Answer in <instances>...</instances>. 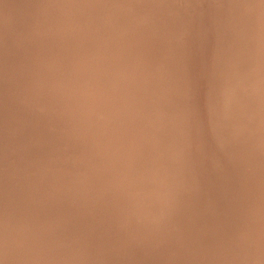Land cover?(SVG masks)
<instances>
[{"label": "bare ground", "instance_id": "bare-ground-1", "mask_svg": "<svg viewBox=\"0 0 264 264\" xmlns=\"http://www.w3.org/2000/svg\"><path fill=\"white\" fill-rule=\"evenodd\" d=\"M3 1L5 2V0H3ZM11 1L12 2L16 1V2L11 3ZM11 1H10V3L8 2V4H6L7 2L4 3L1 1L2 4H4V5L6 4L5 7H4V5L0 7L1 10H2V7H4V10H3L4 16L8 12L7 11L5 13L6 10H11L8 13H10L11 15H12V13H15V15H16V11L18 10V8L20 10L17 11V13H20L19 14L20 16L18 14L16 16H19L20 18H22L23 15L26 16V14H24V13H27L25 11L27 8L29 9L28 6H29L30 2H31V6H32L31 8H33V10L35 9L33 7L34 5H32V2L34 0H31L29 2L25 1L28 3L27 4L28 6H26V9H24L25 4H26V3H24V1L22 2V3H24V6H23V4L20 2L21 0H18V2H20L21 8L19 7V3L17 2V0H11ZM39 1L40 0H38V1L35 0L36 3L34 2L33 4H35V6H36L38 4L37 2H39ZM60 1H62V0H60ZM60 1L58 0V3ZM73 1L78 2L80 0H73ZM82 1L85 2V0H82ZM88 1L91 2L90 0H88ZM95 1H97V0H95ZM99 1H102V0H99ZM105 1L106 0H103L102 3H104ZM113 1L115 2V0H113ZM118 1H120V0H116V3ZM135 1L136 0H134V2ZM145 1L148 2V0H145ZM152 1H153V4L152 3L150 4V2H152ZM152 1L149 0L148 4H146V6H147L146 9H148L150 7V5L157 6L156 5L157 3H154L155 0H152ZM159 1L160 0H157L155 2H159ZM163 1H162V3H163ZM165 1H166V3L168 2V5L170 6V8H168L170 10V13L174 10V8L176 9L178 7V5L177 6L174 5V4H176V1L174 2V0L173 1L170 0L171 1L170 4H169V2H170L169 0H165ZM181 1H184V0H181ZM181 1L179 2V4L181 3ZM192 1H194V0H192ZM192 1H189V0L187 2L184 1L183 4L184 3L193 4ZM211 1H213V4L218 3V0H211ZM49 2H52V1L49 0ZM67 2H66V0H63L61 6L64 8V6H66L65 3L67 4ZM86 2H87V0H86ZM86 2H85V4H86ZM106 2H108V0ZM106 2L104 4L105 6H106ZM121 2L124 3L125 0H121ZM141 2L143 4L144 0L140 1V3ZM147 2H145V3H147ZM231 2H232V4H231ZM47 3H48V1H47ZM47 3H44V0H43L42 3L38 4V6H40V4H43V6H45V5L48 6V4H49V7H50L52 5H56L55 3H57V0H55V2H52L51 5H50V3H48V4ZM63 3H64V5H63ZM68 3L70 4V2H68ZM78 3L76 4V2H74V3L72 2V4H74L75 6L76 5L78 6ZM80 3H81V1H80ZM100 3L98 6L102 5ZM116 3H114L112 5H115ZM130 3L131 2L126 3L127 4L126 6H125V4H124V6H123V4H121L123 6L121 8L127 7L128 10H130V8L128 6V4H129L131 7ZM162 3H160V4H162ZM172 3H174V4H172ZM197 3H203V1L198 2V0H197V1H195L194 4L199 5ZM220 3L221 4L223 3L224 5H222V6L220 5L221 8H219V10H218L219 12H217V9L215 7L214 9L206 11L207 13H206V15H204L203 19H202V17H200V15L193 17L192 18L193 21L194 20L196 21V19H197L199 22L193 23L191 28L187 29V30L182 29V24L180 23V21L179 22L176 21L175 17H174L175 21L173 19H169L170 16L173 17L176 15H174L175 10H174V12H172V14L173 13L174 14L170 15L169 10H168V12H166L167 10L165 11L164 9H162L163 7H165L166 4H162L163 7L161 5L160 10H158L159 7H158V9H156L157 7L155 8V6H154L153 11L156 9L157 11L156 10L154 11V13H156V14H154L153 11H151V13H153L154 15H150V11H146V9H145V7H146V6H144L145 4L143 5L144 7L140 4L141 5V7H140V5H137V2H136L135 5H137V7L138 6L140 7V9L138 7L139 10L136 11L134 9L135 5H133L134 3H132L133 8L131 7L132 8L131 11L134 9L136 11L135 15H137L139 17L138 14L141 13L140 14V16H141L142 13H144V11H142V10L145 9L146 14L144 13L145 14L144 17H146V15H148V13H149L150 17L148 15L146 17L147 19H144V20L145 21L148 19H151V20L150 21L148 20L149 24L147 21V24H148V27H147L145 24L146 22H142L143 21L141 19L142 16H141V18L137 17L138 20L139 19L142 20V21L139 20L140 22H142V23H140L142 25L139 26V24H138V26L141 28V26H144V24H145L144 27L145 28L147 27V28L146 29H140L139 27L136 28L135 27V26H137L136 23H133L135 25L133 28V29H135L134 33H136V34H130L133 29H131V31H129L130 32L129 33L128 30H126V31L124 30L127 28H123L122 36L129 34L130 36H132V38L128 35V37H130L129 41L127 40L128 42L125 41L128 38H126L124 40L125 42L120 39L122 42H124V44L122 43V45L120 43L121 42L120 40L115 39L116 40L115 42L118 41L117 43H115V42H113L112 39L118 38V37H116V34H118V32L120 30L118 31L117 29L121 28V26L124 27L122 25V23L124 25H126L125 27L129 26V23H128V25H127V23H124L125 22L124 19H126V22H127V17H128L129 13H127L126 18H125V14H124V17H121V16H123L122 14H120V15L118 14L119 17L122 18V20L124 21L123 22L121 20V22H122L121 26L117 25L118 23L120 24V22H118V20L120 21V18L119 19L117 18L118 20L116 21L117 22L116 25L118 28H115V26L113 27L111 25L114 29H116L118 31V32H116V34L114 33L115 30L112 31L115 34V36L113 38L110 37L112 41L109 38H107V34L110 33L108 29L111 27L109 25L110 23L107 22L109 25V26L108 25L107 26L109 28L107 29V26L106 27L104 26L106 29H103L104 28L103 27L102 28L103 31H101L100 33L101 34H102V32H105V33L102 34L101 39H99V38L96 39V41L98 39L102 41V39H103V41H104L103 43L105 44V41H106L107 45L106 44L103 45L102 42L99 44H95L94 43L95 38L93 39V37H92V39H90L89 36H90V33H91V35H93V34L95 35L96 33H92L93 31L89 30L90 29L89 27L91 24L90 25L88 24L89 27H87L88 26V25L86 26L87 23L83 20V19H85V17L86 18L88 17L89 13L91 15L92 10L94 12L95 8L93 9L91 7L93 3L92 4L90 3L91 4L90 5L87 2V4L90 5V8L92 10L89 9L91 11L89 13L87 12L88 14L86 13L83 16L84 18L83 19L81 18L82 20L79 19V16L83 15L84 11L82 12L83 13L82 14L80 12L81 11L80 10L79 11L80 14L79 13L77 14L79 16L77 17L75 15L76 16L75 17L73 15V14H76V10H75V13H73L75 6H71L72 5L71 4L70 5L71 7L70 6L69 7L71 9L73 8V10H71L70 8H69V10H70V12H72V11L73 12H72V16H71L70 15L71 13L68 10V12L70 13L69 14L70 17L77 18V20L79 19L80 21H83V23L85 22L86 24L85 23H84L85 25L83 24L84 26H83V28L81 27L82 28L81 31H85L88 29L90 33L88 34L89 36H86L85 38L88 37L90 39V42H92V40H94L92 43H90L91 44L90 50L86 49V48H89V44L86 45L85 41H84L87 39L84 38V40L83 39L81 40V38H79V36H78L79 34L77 35V32H75L80 28V26H78V25H80L81 23L78 25H75V26H73L71 24L72 21H74V23H75L76 19L75 20L72 19L71 22L69 21V23L67 22L69 25L67 23L66 24L69 27H70V25H72L71 26L72 29L76 28L77 26L79 27V28H77V30L75 29V31L69 30L71 32L70 35H71V37H73L75 34L78 37V39L76 38L77 42L79 43V39H80V43H81V41H83L84 45L87 46L86 48H84L85 46L82 47L83 43L78 44V46L75 45V47H74V45L72 46V44H74V42L73 43L71 42V40L69 39L70 37L67 33H66L67 38H65L64 34H65L66 30L70 29V28H67L65 30V32L63 34L64 37L61 35L62 31L61 32L55 31V30H58L57 29L58 26L56 27V29L54 28L56 26V24L58 25V23H63V22H60L63 18L62 15L67 16V13H66L67 9L66 8H68V6H66V8H64L66 10V12L64 10V12L66 14L64 13L61 15V18H60L61 20L57 19L58 23H57V20L54 19L55 15H52L51 10L55 9V7H57L58 5L60 6V3L57 6L51 7V10L49 11L51 13L50 15L53 16V19H51L53 21H51V22L54 23V20H55V25L51 24L52 26L51 25L49 26V27L54 26L53 27L54 30L53 29L49 30V28L47 26H45L48 28V31L46 30V32L49 33V31H53V32L49 33V35L47 36V39H50L52 36L55 37V35H57L59 37L56 36V38H52L53 40L57 39V41L59 40V42H60L64 39L62 41L63 44H62V42L60 44H62L63 48L67 51L66 52L63 51V53H67V52H69V53L66 55L67 57H64V58H67L66 61L63 60L64 62H62V60H61V61L57 62L54 67L49 66L50 68L48 70L46 69L45 72H46V75H48V76H46L47 82L50 84V86L44 87L47 82L45 83V79H43V78H42L43 79L42 81H39V82L45 83V84L40 83V84H44L42 86L43 89H46L47 87L48 88H47L45 94H44V90H42V92H43L42 94H44V95L39 100H37V104H39V103L44 104V107L42 106V108H44V109H46L45 107L48 104L49 109L54 110V111L58 110V115L56 113L57 117L54 118L55 115L53 116L52 114L51 115L48 114L49 115L48 116L46 114L47 117H45L43 115V117H45V118L41 120V119H36L35 117L38 118V116H40V115L35 114V117L31 118L32 116H34V115H32V116L30 115V114H34L32 112L33 110H30V109H32L31 107H33V106H31V107L29 106L28 102H30L32 104V101H30V97L27 95L29 97V100H27L28 104L27 103L26 104L29 107H26V104H24L25 105L24 109L30 108L29 112H26L28 119H26V117H25L26 115L25 116L23 115L25 113V112L23 113V111H25V110L21 111V109H23V108H21L20 110H19V108H17L18 111H17V109H15V110L17 111V114L19 111H21L23 114L21 115L19 113L20 118H21V116H24L25 120H26V121L22 120V119H24V117L21 120H17L20 122V123L17 122L18 124H20V125H18V124L17 125L19 127L22 125L23 128L24 127L26 128V126H28V124L30 126H28V128H26L27 131L25 130V128L23 129L21 127H20L21 129L20 128L16 129L17 131L15 133H13L16 135V137L14 138V135L12 137V135H10V133L12 131H15V130H11V127H12V124L16 123V121H15V123H13L14 120H13V122L11 121V118H10L11 113H10V115L8 116V120L5 121V122L11 121V123H12L10 125V129H9V126H7V125H6L7 127L5 128V129H7V128L9 129V131H8L9 134L7 133V131L5 129H3V130L6 131L8 136L10 135L12 137L10 140H12V141H13V139L17 140L15 142V144L17 145V151L12 152L15 155L18 153L17 156L19 157V160H18V158H16L17 161L15 159V163H13L14 162L13 158L16 156L14 155L12 159L10 158V157H12L11 155H13L12 153H11V155L9 154L10 157L8 156V151L10 150L9 153L11 152V148L14 147L12 145H14V144L11 141L10 147L11 146L12 147L9 148L8 151H5L4 149L6 147H9L8 146V144H9L8 139L9 138H8V136L5 137L3 135L5 133V131L2 133L0 132V136H1V134L4 136L3 138L2 137L0 138V139H2L0 145H5V146L7 145L6 147L2 148V146H1L0 148H2L1 150H3V152L4 151H5V153L7 152V154H6L7 157L5 154H4V156L6 158L9 157L7 160L4 159V161L7 162L9 159L13 160V161H11L12 163L10 161H8V162H10L9 165H7L8 163L6 164L8 167L10 166L8 172H5L6 175L4 174V172H2V170L0 171L3 173V175H4L3 177L6 178L8 184L2 183L3 181L4 182L6 181L5 179H3L2 182H1L2 179H0V184L2 183L3 187L5 188V186H6L5 184H7L9 186V184L14 182L15 184L14 183L13 184L16 185V191L14 189V192L16 193L19 190L18 191L19 194L17 193L15 196H13L15 194L14 192H13L14 194H12L13 189L9 190V188H13V187L8 188V186H7L5 190L7 191V188H8L9 193L11 191V193L9 195H11V194L12 195L9 196L8 198L5 196L6 201L2 198V202H4V203L12 202V203H10V205L12 206L11 209H13L15 207V212H16V208H17V210L19 209V211H22L20 214L23 215L24 217H25V214L23 212H25V211L27 213L30 212L31 214H33V212H34L33 217L35 215V217L37 219V220H35L33 217L31 218V215L29 213L27 214L25 212L27 215H30V216H28V219L30 218L33 221L31 223H29L30 220L27 221V219H26L27 217L23 221H26L29 224L26 225V223H24L22 221L23 225H19V226H21V229L23 226L22 233L19 232L21 235L22 234L24 235L27 232H32L30 234H34L35 230H37L39 233L41 231L40 228L44 231L48 228L46 230V231H48L50 229V226H51L50 230H52L54 232L57 231L58 237H57L56 233L54 234V236L56 235V240H57V239H59V235L61 233L64 235L67 234V230L69 229L68 226L71 227V226H75L78 224H80V226H82L81 225L82 221H80V220H83V219L81 217H83V215H86V211H83V210L88 208V206H90L92 201L97 202L98 200H100V201H102V205H100V204H92L91 205L92 208H94V210L92 211L93 213H90V214H94V216L92 217V215H90V217H88L89 221H90V218L92 217V220L90 221V223L87 220V222L90 224V225L89 224L88 225L91 228V229L89 228L91 231L90 230H87V231L93 232V230H97L99 228V221H101L102 218H105V217H102V218L100 217L101 215L104 216L103 214H101L99 216V218H96V216H98V214H100L99 211L100 212L104 211L105 209H103V208L107 209L108 208L107 206H109V204H111V202H114L116 198H117V200L123 199V196H124L123 194H125V195L129 194L127 196H131V194H132L133 197H137L135 195H140L143 192H148L147 193L148 196L149 195L151 196L155 192L149 191L147 189L151 188L150 190H152V187L156 184V183L153 184L155 182L153 180L156 179L158 181V183H161L160 180H163V178H164L163 174L169 170V168L171 167V165L175 161L176 162L173 165L174 167H172V169L171 168L170 169L171 170L175 169V171H176L175 167H178V165H176V163L180 164L179 163L180 160L181 161L182 160L183 161L188 160L191 162L196 160L194 163L200 162L201 163L199 165L200 169L203 168L202 172L200 173L201 179L199 181V187L202 190V186H203V189H208V187L211 186L210 191L213 190L212 193H210V196H212V198L210 197L211 201H212V199L214 200V198L221 200L218 197L225 196L226 192H223L224 190H227L229 193V194L226 193L227 194L226 200H228V201H226V203L222 209L221 215H223V210L226 207H228L229 205H233V204L237 203L239 200H241V198L243 196L253 195L254 196L253 199H257L258 200L257 204H259V206L262 207L261 212L263 213V217L261 219L262 220L261 225L258 228H255L253 230H249V227H248L250 225V223H249V225L245 226V227H248L249 231L248 230L246 231L244 229H243L244 231H242V229H241L242 232H240V234H236V235L232 236L231 238H229L228 240L222 242V241H220L221 239L217 238L214 235V232H213L214 225H212L210 228L208 226V229H210L209 233L207 232V234H203V233H201L202 232V225H199L198 223L195 222V220H197L198 218L200 220L201 217L197 216L196 217L197 219H196L195 216H192L195 218V220H193V219L192 220L196 224L194 223L192 225V223H190V220H191V218H190L188 224L183 225L185 223L184 222L181 225H179L180 223L177 225L180 227H177V230H179V231L176 233V236L178 238L176 243L177 242H178V244L181 243L182 248L181 249H178V248L173 249L172 258L168 260L169 262L162 261V257H161V259H159L160 263L161 264H264V202H263L264 197H263V195L262 196L259 195L262 191H264V177L261 178L262 173H264V150L263 151L261 150L258 152V149H257V147L260 144H264V0H221ZM12 4H14L16 6L18 5V8H16V6H15V8H16L15 9ZM69 4H67V5H69ZM85 4H83L82 6L84 7ZM171 4H172V6H171ZM177 4H178V2H177ZM7 5H8V7H7ZM88 5H86V6H88ZM116 5H117V7H114V8H118V10H120L119 9L120 7L118 6V4H116ZM180 5L182 6V4H180ZM196 5H194V6L196 7ZM10 6H11V9H10ZM43 6H40V7L42 8ZM79 6H80V4H79ZM79 6H78V8H79ZM82 6H80V7H82ZM190 6H192V5H190ZM62 7H60V8H62ZM102 7H104V6H102ZM106 7H109V6L107 5ZM193 7H192V9H193ZM13 8L16 11L13 10V12H12ZM31 8L29 10L33 11ZM41 8H40V10H38L39 9V7H38L35 11L37 12V10H38L39 12H43L44 8H47V9H45V11L50 9L48 7H44L43 9H41ZM78 8H77V10H78ZM87 8H89V7H87ZM114 8H113V10H115ZM171 8L173 10H171ZM22 9L25 11L22 12L21 11ZM57 9H59V8L57 7L55 10H57ZM79 9H82V8H79ZM103 9H105L107 11V9L105 7ZM180 9H185V8H183V6H182V8L179 6V10H178L179 12H180ZM29 10H28V13L31 12ZM55 10H52V12L56 13V12H54ZM96 10H97V7H96ZM105 10L101 11V12L99 11V12L103 13V12H105ZM110 10H112V9H110ZM35 11L33 13H36ZM60 11H62V10L60 9ZM60 11H58V12H60ZM125 11H126V9H124V12L119 11L117 13H125ZM158 11L159 12L165 11L164 14L169 13L168 15H170V16L163 14L162 17L160 16L161 17V20H160L159 19L160 17L158 18L157 16H159V14L161 12L159 13ZM1 12H0V17L3 16V12H2V15H1ZM58 12L56 14H58ZM108 12H110V11L108 10ZM115 12H116V10H115ZM186 12H191V9L186 11ZM197 12H198V10H197ZM8 13H7L6 17L3 16L4 20L7 17L8 18L11 17V15ZM38 13H36V16ZM60 13H59V15H60ZM94 13H92V14L94 15ZM117 13H116V17H118ZM130 13H132V14H129V15H133V17L131 16L132 19L129 16L130 17L129 19L131 20V23H132V20L134 21V19H133L134 14H133V12H130ZM176 13H177V9H176ZM43 14H45V13H43ZM43 14L41 13L40 15L44 16ZM103 14H101V15L99 14V16H103ZM106 14H110V13H106ZM30 15L32 17H34L33 16L34 14L32 15V12L30 13ZM40 15L38 14V16H40ZM48 15L49 14L47 11V14H45L44 17H46ZM69 15L67 16L68 18L64 17L63 21L66 22L65 18H67V21H68L70 18ZM110 15H109V17H110ZM28 16H29V14H27V16H26L27 18L26 17L25 18L30 19L31 16L30 17H28ZM96 16H98V15H96ZM151 16H156V17L151 18ZM164 16H166V19ZM167 16H168V18H167ZM13 17H14V14H13ZM24 17H23V19H24ZM35 17L33 18V20L30 19V22L29 21L26 22L25 19H24V21L19 19V20H21V22H24L25 26L23 25V23L21 24V22L16 18L15 19L19 21V22L16 21V24H14L16 27L12 25V23H13L12 21L14 18H11L12 19V21H10L11 23L9 21H7V22H8V24L10 23L13 27H15V29H17V30L20 29L22 34H26L23 32L25 30L27 32L28 30L33 29L34 24H36V25L38 24L39 26H41L39 23H36L37 20L39 21V17L38 18L36 17L37 20L35 19ZM98 17L94 18L92 16V18L88 17V19L91 18L93 21V18L95 20H97ZM103 17H106V16H103ZM103 17H101V18L104 20ZM114 17H115V15H114ZM8 18H7V20H8ZM47 18L48 17H46V19ZM50 18H48V19L50 20ZM57 18H58V16H57ZM101 18H99V19L102 20ZM137 18L135 17L136 20H137ZM156 18H158L159 20ZM176 18H177V16H176ZM3 19L1 20V23H2ZM42 19H40V23L43 22L42 23L43 26H41V27H44V22L46 24L47 20L44 18L46 21L45 20L42 21ZM88 19H86V21ZM107 19H108V17H107ZM129 19H128V21H129ZM153 19H156L157 21L153 20ZM77 20H76V23L77 22L79 23L80 21H77ZM103 20H102V22H103ZM106 20H104V21H106ZM31 21H32V25L30 26V24H28V22L31 23ZM33 21H34V23H33ZM88 21H91V20H88ZM99 21H97V22H99ZM107 21H109V22L112 21V18L110 20L108 19ZM51 22H48V23H51ZM114 22L115 21H113L111 23H114ZM3 23L5 24L6 22L4 21ZM17 23H18V26L23 25L24 27H26V28H24L22 26L23 30L24 29L25 30L23 31L21 29L22 27H18ZM25 23H27V25H29L28 26V27H30L29 29ZM48 23L46 25H49ZM92 23L94 24V22H92ZM131 23H130V28L133 27L132 26L133 24H131ZM137 23H139V22H137ZM4 24H1V25L3 26ZM8 24H6L7 26L4 25V27H6V30L4 27L1 26V28H4V30L0 28L1 29L0 31L3 30L4 32H6L8 29V33H9L8 35H9V37L11 36L12 38L16 34H17V36L21 35L20 31L18 34L17 30H13L14 29L13 27H12V30L14 31V35L12 36V34H13L12 30H11V35H10L9 29H11L10 28L11 25L9 24L10 25V27H9ZM66 24H65V27L67 26ZM100 24H101V26H103L102 23H100ZM100 24H98V27L100 26ZM103 24H106V23H103ZM32 26H33V28H31ZM85 26L87 27V29L85 28V30H83ZM7 27H9V28H7ZM61 27L63 28V25L62 26L60 25L59 28L62 29ZM37 28L39 29V31L41 30L40 27L37 26L36 29ZM92 28H94V26ZM99 28H101V27H99ZM113 28H110V29H113ZM60 29H59V31H60ZM95 30H96V27H95ZM31 31H34V30H31ZM39 31H37V33ZM41 31H44L43 28ZM54 31H55V35H53ZM69 31H68V33H69ZM99 31H100V29H99ZM99 31H94V32H99ZM124 31L128 32V33L124 34ZM28 32H30V31H28ZM86 32H88V31H86ZM32 33L33 32L29 33L28 35H30V37H31ZM34 33H33V36L37 34V33H35V34ZM40 33H42V32H40ZM51 33H52V36L50 35ZM78 33H80V35L82 36V34H81L82 32L79 31ZM113 33H111L110 35L111 36L114 35ZM99 34L95 37H98ZM4 35L6 37L3 35H2V37H4L6 40L4 39L5 41H2V43L3 44L7 43L9 40V42H8L9 45L13 46V44H14L15 45L14 47H16L15 43H17V42H15L13 44H12V42L18 41L17 39H19L18 38L19 36L16 37V39L14 41H13V39H14L13 38L12 42L10 43L11 37L8 38L7 33L6 34L4 33ZM42 35L41 34L39 35L40 38H39V36L36 37V40L33 39L34 37H32L34 42H32L31 38L27 37V35L26 36L21 35L22 38L21 37L20 38L22 40H24L26 38V40H24V41H28L27 38H29V42H27V43L32 42L35 45L38 42L37 40H39V41L43 40L42 42L38 43L37 46H39L43 42H45V39H46L45 37H43L44 39L41 38ZM46 35L47 34H45V36ZM60 35L63 38L62 40L60 38ZM119 35H121V33L118 34V36ZM49 36H51V37H49ZM76 36H74V37H76ZM122 36H121V38H122ZM2 37L0 36V40L3 39ZM21 39H19V40H21ZM47 39H46V41H47ZM65 39H67V42L65 41ZM76 39H74V41H76ZM123 39H124V37H123ZM99 40L97 42H100ZM109 40L111 41V43ZM24 41H23L24 44L22 43V41L21 42L18 41V42H20L19 45H21V43L24 45V47H25V45H29V44H25L26 42H24ZM64 41H65V43H68V41H69L72 44L69 43L66 46ZM49 42H52V45H55V47H57L58 50L61 49V45L57 44L58 42L57 43L53 42V41H51V39ZM77 42H75V43L77 44ZM112 42H113V44H118V46H119L118 47L116 45L118 48L115 47L116 53H113V51L115 49H112L113 47H111V46H115V45H113ZM8 43H7V45H8ZM45 43H43L42 45H44ZM53 43H55V44H53ZM88 43H89V41H88ZM93 43H94V45H93ZM109 43L112 45L110 46ZM47 44H48V46H47ZM56 44L58 46H60L59 47L60 49L58 48V46ZM23 45H21V46H23ZM49 45H51V43H48V41H47L46 45L44 46L45 47L44 51L47 49V47L51 48V46H49ZM68 45H71L74 48L70 49V48H68ZM29 46H31V43ZM29 46H28V50H27L28 52H30L32 50L31 47L29 50ZM37 46H35L33 49V51H35V53H33L34 57H31V58L29 57V59H31V61L33 60V58H35V59H37V58L39 59V57L41 58L42 57L41 55H43V57H45L48 54L50 55L51 51L48 52V50L45 51L46 53L43 51V54H40L42 51L39 53L38 50L40 51L41 49H39V48H41V47L37 48ZM71 46H69V47H71ZM2 47L4 48V45ZM5 47H6V49L10 48L9 46L7 47L6 45H5ZM14 47H12V48H14ZM18 47L19 46H17V48ZM17 48H16L17 53L18 52L20 53L23 50L27 49L25 47L22 51H20L21 49L20 48L17 49ZM35 48L38 49L37 50L38 53L36 52ZM42 48H43V46H42ZM52 48H53V46H52ZM108 48L112 49L113 51L112 50L110 51V49H108ZM54 49H55V51H53V50L52 51L57 53L54 55H58L59 51H56L57 50L56 48H54ZM68 49H70V50H68ZM2 50L3 49H0V51H2ZM7 50H3L2 53H5V51H6V53L4 55L7 54L6 56H7V58H9L13 49L10 51L8 50L10 54H8ZM16 50L14 51V53L16 52ZM108 50H109V52H108ZM28 52H27L28 55L30 53L32 54V52H30V53H28ZM53 52H52V54H53ZM60 52H62V51H60ZM2 53H0V55ZM14 53H12V54H14ZM17 53H15V54H17ZM22 53L25 54V51H23ZM44 53H45V55H44ZM31 54H30V56H31ZM36 54H37V57H35ZM38 54H40L39 57H38ZM60 54H61V56H60ZM60 54H59L60 58L63 57L62 56L63 54L62 53H60ZM18 55L19 54H17V56ZM2 57H3V55H1V58H0L1 63H2L4 58L6 59V61L2 63L3 64V71H4V69L7 68V67L6 68L4 67V63H6V62L12 63V61H10L11 58H13L15 60L16 56L14 57L12 55V57L9 58L10 60L7 59L6 57H3V58ZM55 57H52V58L55 59ZM21 58H22V56H21ZM21 58H19V59H21ZM45 58H41V60L40 59L39 60L42 61V59H45ZM57 58H58V56H57ZM19 59H16V62H18ZM24 59L25 60L27 59L29 61L28 57H26V56L23 57V59L21 61L23 62ZM38 59L36 61H38ZM8 60H9V62H8ZM45 60L48 62L47 59H45ZM26 61H24L23 63H26ZM31 61H29V62L31 63ZM36 61H32L31 64L34 65L33 62L36 63ZM47 62H46V64H47ZM52 62L54 63V61H52ZM52 62L50 64H53ZM13 63H12V65H13ZM21 63L18 65L19 67L22 65ZM41 63L42 62H40V64ZM14 65H16V63H14ZM37 65H39V63L36 64V66ZM41 65L43 66V64H41ZM8 66H10V68H11V64L10 65L8 64ZM23 66L20 68H22L24 70L25 68H23ZM27 66H28V64H27ZM36 66L34 65V68H36ZM46 66L44 64V68ZM198 66H202V67L199 68ZM0 67H2V66L0 65ZM32 67L30 69H31V72L33 73L35 69L33 68V70H32ZM39 67H41V66H39ZM10 68H8V70L11 72V69H13V67L11 69ZM27 68L28 67H26V69ZM37 68H38V66H37ZM37 68H36V70H37ZM61 68L65 69L64 70L65 74H63V69H61ZM59 69H61L60 71H62L63 76H61L62 75L61 74L55 78V76H57V75H54V74H56L59 71ZM19 70L21 72V69H19ZM19 70H18V72H19ZM39 70H41V68ZM12 71H16V69H13ZM26 71H24V75L26 73L27 74L30 73L29 70H28V72H26ZM60 71L58 73H60ZM18 72H17V74H18ZM0 73H1V71H0ZM6 73H8V71ZM21 73L23 75V72H21ZM3 74H5V73H1L0 75H3ZM12 74L13 73L11 72V75ZM214 74H215L216 78H212V77H214ZM7 75L8 74H6V76H5L6 79L11 76L10 75L7 77ZM19 75L20 74H18V76ZM22 75H21V77H22ZM28 75L30 76V74H28ZM32 75L30 76L31 79L33 77ZM36 75L38 77L39 73ZM18 76H17V78H18ZM5 77H3V79ZM25 77H24V79H25ZM28 77H26V80L28 79ZM34 77H35V75H34ZM40 77H42V75ZM17 78L14 80L16 81ZM6 79H5V81H3V83L1 85H5L4 83H6V81H7ZM36 79L34 78V80H36ZM204 79H206L207 81H204ZM215 79H219L220 81H218V83H217L218 84V86L216 88L217 92L214 93V99L212 101V105H214V108H212L210 106L209 107L208 106H200V105L198 106L196 104L198 102V100H196L195 98L198 95H200L201 93L198 94L197 92H199V90H197V89L200 88V90L202 92V90H203L202 87H203L204 83L203 84H201V83L203 81L209 82L210 84H208V85H210L211 89H210V91L208 89V91L211 92V90L214 89V87L212 86L213 85L212 81ZM8 81H10V80H8ZM32 81H33V79L31 81H30V79L28 80V82H32ZM12 82H14L13 79L11 82H8V83L11 84ZM16 82L17 83H15L13 85L14 87L12 86L15 89L18 87V86L15 87V85L20 84L19 81H16ZM22 82H23V80H22ZM25 82H23V83H25ZM36 82L39 84V82L37 80H36ZM36 82L33 83L34 90H35V87L37 85ZM196 82H201L200 85H202V87L201 86L198 87L197 85L199 83H196ZM216 82L217 81L215 80L214 84H216ZM8 83H6V84L9 85ZM29 84L32 85V83H27V86H29ZM34 84H36L35 87H34ZM7 85H5V86H7ZM21 85H23V84L21 83ZM21 85H19V86H21ZM208 85H206V83H205L204 87L205 86L207 87ZM5 86H4V88H5ZM38 86H40V85H38ZM253 87L261 88V91H260L259 97H258L259 98L258 103H254L250 98L246 97L245 95H247V94H245V95L240 94L239 95V92L241 93V89H243V88L247 89L246 91L248 93L249 90ZM22 88H23V86H21V88H18V90H22ZM208 88H209V86H208ZM1 89H3V88H1ZM26 89L27 88H24L25 93L29 91V93L31 94L30 91L32 88L29 90L27 89L28 91ZM40 89H42V88H40ZM24 90H22V91H24ZM37 90H38L37 93H40L39 88H37L36 91ZM205 90H207V89H205ZM205 90H203L202 93H204V92L207 93V91H205ZM8 91H6L7 96H8V93H7ZM9 93H10V91H9ZM18 93L20 95L19 91H18ZM18 93H16V94H18ZM11 94L15 95L13 92ZM32 95H34V94L32 93ZM32 95H30V96L32 97ZM38 96L40 97V94ZM201 96H202V94H201ZM16 97H18V96H16ZM34 97H35V95L32 98L34 99ZM12 98H10V99H12ZM36 98L38 99V97H36ZM36 98H35V101H36ZM8 99H9V97H8ZM13 99L15 100L16 98H13ZM26 99L24 98V100L23 99L22 100L25 101ZM4 100H6V99H4ZM191 100H194V101L196 100V103L192 102L193 103L192 106L195 107L197 105L196 106L197 108H193V107L191 108V106H190L192 104ZM220 100L225 101L224 104L227 105V107L225 109L222 107L221 103H219ZM35 101L33 100V102H35ZM4 102H6V101H4ZM16 102H18V100ZM16 102L14 103V101H13L14 104L12 102L11 103L14 106V105H17ZM6 103H8V102H6ZM21 103L19 105H22ZM194 104H196V105H194ZM199 104H201V103H199ZM0 105H1V103H0ZM33 105H35V104H33ZM9 107H12V106L9 105ZM17 107H20V106L17 105ZM36 107H35V109H36ZM39 107L41 108V105H39ZM190 108L192 110L195 109L194 112H191L192 110ZM7 109H6V111H7ZM46 110L49 111L48 109H46ZM1 111H3V110H1ZM36 111H38V110H36ZM42 111H45V110H42ZM247 111H251V112H247ZM39 112H41L40 110L38 111V114H42V112L41 113H39ZM28 113H29V116H31V117L28 116ZM49 113H51V111ZM94 113H98L99 117H97L96 115L93 116ZM2 114H1V116H2ZM17 114L15 112V115H16L15 117L19 116ZM11 116H13V115H11ZM2 117H3L2 119H4V116H2ZM18 118L19 117H17V119ZM30 118L32 119V121ZM2 119L0 117V120H2ZM206 119H208V123H210L211 125L208 126L206 123L201 121V120H206ZM28 120H29V123L27 122ZM2 122H4V120L1 121L0 124ZM24 122H26L27 125ZM22 123H24V124H22ZM0 126L3 127L2 124ZM1 127H0V129H1ZM212 127H214V128H213V131L211 132ZM12 129H14V126ZM242 132L244 133V135L246 137L245 139H241V140L239 139L238 140L237 138H235L236 137L235 135L238 136ZM4 138L5 139L8 138L7 139L8 141L7 140L4 141V143L6 142L7 144L6 143L3 144ZM233 142L236 143V148H234V149L231 145ZM15 148L16 147H14V150H15ZM1 150H0V155H1ZM6 150H7V148H6ZM12 150H13V148H12ZM237 150H243L245 152L244 155H246L247 157H251L253 155V153L256 152L257 156L255 157L256 154L253 155L252 158L255 157V159L251 160L253 163V166H251L250 168L245 170L244 168H240L242 163L232 161L230 157H232L233 154ZM180 158H182V159H180ZM209 158H211V159L215 158L219 162L220 161L221 162H225V161L228 162L229 161L228 164L226 165V167L223 166L224 172H221V173L213 172V170L210 168V166L208 164ZM29 159L32 160L31 161L32 165L30 163L29 164L27 163V161L30 162ZM178 159H180L179 162H178ZM1 160H3V159H1ZM4 161L3 162L0 161V162H2V166H3ZM157 164H158V167L156 168ZM238 165H240V166H238ZM7 166L5 167V163H4V166H3L4 169L7 168ZM168 166H170V167H168ZM3 167H2V169H3ZM206 168H209L210 170H206ZM177 169H179V167ZM6 171H7V169H6ZM165 174H167V173H165ZM167 176L168 175H166V177ZM1 177H2V175L0 176V178ZM168 178H170V177L168 176ZM168 178H164L165 179L164 184L167 181H169V180H167ZM198 179H199V177H198ZM260 179L262 181H258ZM196 180H197V178L195 179V182H197ZM187 182H188V180H184V184H187ZM2 184H1V187H2ZM160 185H156V186L160 187ZM163 187H165V186H163ZM199 187H197V186L194 187V188H196L195 190H198V191H196V193L199 192ZM4 188H2L3 191H4ZM14 188H15V186H14ZM185 188L186 187H184L183 190ZM179 190H181V189H179ZM173 191H175V190L173 189ZM187 191H188V189H187ZM189 191H191V189ZM177 192H175V193H177ZM164 193L162 194L160 192L159 194H155V195L158 196L161 194L163 196ZM168 193H170L171 196L170 195L169 196L172 197L173 193H171L170 191L169 192L167 191V195H168ZM2 194L8 195L7 192L2 193ZM197 194H199V193H197ZM202 194H203V192H202ZM207 194H209V192L206 193L205 195L207 196ZM217 194H220V195L222 194V195L218 196ZM230 194H232L231 196H235V198H229L228 195H230ZM89 195H91V196H89ZM155 195H153V197ZM167 195H164V197H162V196H158V197H160V198L162 197V200H164V199L167 200V199H169V197ZM187 195H189V193ZM120 196H122V197H120ZM185 196H183V198ZM192 196H194V195H192ZM213 196H217V198L213 197ZM256 196H257V198H255ZM2 197H4V195ZM144 197H145V195H144ZM180 197H182V196H180ZM198 197L200 198V195ZM198 197H197V200H199ZM86 198H88L89 200H87ZM126 198H128V197H126ZM172 198H170V199H172ZM183 198H181V199L183 200ZM189 198H190V196H189ZM90 199H91V201H90ZM94 199H96V200H94ZM154 199H155V197H154ZM224 199H222L219 202H222ZM182 200H181L182 203H180V204L184 203ZM229 200H231V201H229ZM84 201H87V202L85 203ZM174 202H176V201H174ZM174 202H173V204H174ZM186 202L189 203V200H187ZM4 203H2V204H4ZM13 203L17 204L18 206H13L14 205ZM188 203H184V204L188 205ZM197 203H199V201H197ZM213 203L216 204L217 202L215 201V202H212V204ZM83 204H87V206H85V205L83 206ZM162 204L164 206L165 203H162ZM171 204H172V201H171ZM180 204H178V202H177V207H176L177 209L180 206ZM38 205L40 208L39 207L37 208ZM136 205H138V204H136ZM149 205H151V204H148L147 206H149ZM206 205H208V204H206ZM3 206L7 207V205L6 206L3 205ZM163 206L161 208L165 207V206L164 207ZM8 207H9V205H8ZM8 207L6 209H8ZM153 207H154V205H153ZM211 207H208L209 210L211 209ZM22 208H24V209H22ZM166 208H167V206H166ZM176 208L175 209L173 208L174 211L177 210ZM181 208L178 209V211L179 210L181 211ZM202 208H204V206H202ZM0 209L3 210L1 207V203H0ZM6 209H4V210L6 211ZM37 210H39L38 212H40L42 210L41 212L44 211L45 214H47V215H45L43 212L42 213L43 217L39 218V213L37 212L38 215H36V213H35ZM96 210L98 211V214L96 213L97 212ZM148 210L149 209H147V207L140 208L139 211L137 210L136 213L134 214V216L131 217L130 223L126 226V234L121 238V240H122L121 244H120L121 247H120L119 252H118V253H120V255L118 257H116L109 264L123 263L124 257L128 256V248H129L128 244H129L130 239H131V238H129V235L136 233V228H138L142 225V223H143L142 220L144 221L145 214L147 215L146 212ZM159 210H160V207H159ZM161 210H163V209H161ZM209 210H207V211H209ZM119 211H120V209H119ZM198 211H199V209H198ZM198 211L196 210V212H198ZM76 212H78V214L84 212L85 214L82 213L83 215L80 217L81 219L76 220V216H74L77 214ZM106 212H107V210H106ZM157 212H160V211H157ZM229 212H230V210L226 213L227 219L229 218L228 215L231 214V212H230V214H228ZM16 213H18V212H16ZM87 213H88V210H87ZM103 213H105V212H103ZM171 213H174L173 210ZM192 213H194V211H192ZM209 213H210V211H209ZM259 213H260V211H259ZM10 214H11V212H10ZM20 214H19V218H20ZM109 214L112 215L111 211ZM2 215H4V214H2ZM14 215H16L15 217H16V219H18L17 214L14 213ZM163 215H164V213H163ZM192 215H194V214H192ZM232 215H234V217H235V214H232ZM209 216H210V214H209ZM209 216L208 217L206 216L207 218H205L203 215L204 218H202V219L207 220L209 218ZM253 216L254 215L252 213V217ZM257 216H259V214ZM9 217H10V215H9ZM24 217L21 216L22 219ZM74 217H75V219H74ZM238 217H239V215H238ZM1 218L4 221V218L0 217L1 221H2ZM156 218H158V217H156ZM221 218L224 219V217H221ZM243 218H241V219L239 218V220H242ZM16 219L14 218L12 220L17 221ZM63 219H64V221H63ZM85 219H87V217L85 218V216H84V220ZM250 219H249V221H250ZM38 220L40 222L37 225L36 221H38ZM103 220L104 221H101L102 222L101 227H102V224L105 222V219H103ZM114 220H115V218H114ZM6 221H7V219H6ZM19 221H21V219L18 220V222ZM79 221H80V223H79ZM85 221H84V224L86 223ZM243 221L244 220H242L241 222H242V224L245 225L247 223V222L245 223L246 219H245L244 223H243ZM252 221L254 222L255 220L251 219L250 222H252ZM256 221L258 222V220H256ZM18 222H17V227H19ZM34 222L36 225L34 224ZM45 222L47 224L50 223L49 224L50 226L47 227L48 225H46ZM207 222H206V224L208 225ZM217 222H218V220H217ZM253 222L251 224H253ZM2 224H0V225L2 226ZM65 224H67V225H65ZM215 224H216L215 226H217V223H215ZM15 225L13 227H15ZM42 225H46V227H45L46 229L42 228V227H44ZM120 225H123V224H120ZM196 225L197 226L199 225V228L196 227ZM4 226H6L5 223L2 227H4ZM64 226L65 227L67 226V230L63 229V228H65ZM103 226L104 227L101 229L105 228V225H103ZM204 226H206V225L204 224ZM254 227L255 226H253L252 228H254ZM79 228H81V227H79ZM204 228L205 229H203V232H204V230L206 232L207 227H204ZM250 228H251V226H250ZM7 229H8V226L6 228V231H7ZM21 229H19V230H21ZM57 229L58 230L61 229V231H58ZM50 230L47 232V234L51 232ZM120 230H122V229H120ZM6 231H5V233H6ZM99 231L100 230L98 229L97 233H99ZM15 232H16V230H15ZM42 232L38 234L35 231V233H37V236L40 235L38 238H40V237L44 238L43 240L45 241V243L43 242V240H42V242H43L42 243L40 241V239L38 240L36 237L34 239L35 243L36 242L38 243V241H39V246H42V247L44 246L43 244H46V241H48V243H50V244H52V243L54 244L53 240L55 237L52 236L54 232L53 233L51 232L52 233L51 235L48 234L51 237H53V239L49 238L50 242H49L48 238L44 237V234H46V233L44 232V234H42ZM58 232H60V233H58ZM69 232H70V230H69ZM69 232H68V234H71ZM95 232L96 231H94V233H91V235L93 236L92 238H94L93 239L94 241L96 240L94 237L96 235ZM76 233H78V232H76ZM194 233H196V235H194ZM0 234H2V233L0 232ZM10 235H12V234H10ZM87 235H89V234H87ZM6 236H9V234ZM25 236H23V237L21 236V237L24 238ZM28 236H29V234H28ZM101 236H103V235H101ZM2 237H0L1 240H2ZM30 237H28L27 240H30ZM46 237H49V236L46 235ZM60 237H62V235H60ZM4 238H3V240H4ZM11 238L15 239L14 232H13V237L11 236ZM20 238H17V239H20ZM63 238H64V236H63ZM5 239H6V241L8 240V238H5ZM9 239H10V237H9ZM14 239H12V240H14ZM17 239L15 241L17 243L19 242V244H20L21 242L19 240L17 241ZM45 239H47V240H45ZM12 240H11V242H12L13 247L11 245H9V243L7 241L8 245L12 248V250H15V249L18 250L19 249V251H20L19 253H22V254H24L23 252H28L29 248H27V245H24L26 243H23L22 239H21V241L24 245V248L26 246V249H27L26 251H24L25 249L23 248L22 244H20V245L22 246L23 250H21L20 245L19 246L16 245L17 247L14 249V245L16 244V242H14V245H13ZM27 240H24V242H27ZM56 240H54V241L56 242ZM142 241H143V239H142ZM31 242H33V240ZM78 242H80V241H78ZM84 242H85V245L83 242L80 243V244H82L81 246H82L83 250H85V248H90V251H91L94 246H98V245L93 246L91 244V242H89L92 245V246H90L88 243V240H84ZM114 242L116 243V241H114ZM107 243H109V242H107ZM2 244H5V243H1L0 251L1 250L3 251L5 249L4 253L9 254V252H11L10 251L11 249L9 248V246H7L5 244L9 248V252H8L6 250L7 247H4L5 245L2 246ZM86 244H88V246ZM104 244H105V242H104ZM35 245L37 246V248H39L37 244H34V242H33V244L31 243L29 245V247H31V249L29 251L31 252V250H33L32 252H33L34 256L31 254L32 252L31 253L29 252V253L34 258L36 257V259H38L36 255L41 256V259H42L43 253H42V255H41V253L40 254H35V253L36 252H42V250L46 249V247H48V248L44 252L47 253V251L51 249L50 251H53L52 254H54L55 248L53 246L55 244L52 246L54 249L51 248V245L46 244V246H44L45 248L40 247L39 250L37 249L36 252H34V247H36ZM81 246L77 245L78 248H80ZM40 249H42V250H40ZM17 250L15 251V254H18ZM73 250L75 251V249H73ZM87 250H89V249H87ZM50 251L48 252L50 255V256L47 255L48 257L45 256L46 253H44V258L45 257L49 258L47 260H45L43 258L42 260L40 259V262H39V259L34 260V258L32 257L29 260H24L25 263H24V261L23 262L20 261V263L21 264H26L27 262L31 263L30 260L33 259L32 262H35V263H36V261H38L40 264H43V260H44L45 264H47V262L49 263L50 260L51 261L53 260L52 262L54 264H56L59 260L56 261V259H54V258L55 257L59 258L60 256H58V254L60 255V253H61V256H63L61 258H63V259H67V257H68L67 256L66 258H64L65 254L63 253V250H62V252H61V250H59L60 253L55 252L57 254L54 255V257L51 256ZM79 251H81V250H79ZM108 252H109V250H108ZM11 253H14V251ZM29 253H28V255H26V257L29 256ZM62 253H63V255H62ZM79 253H82V252H79ZM88 253H89V251H88ZM8 254H7V256H10V257L13 255V254L8 255ZM25 254H27V253H25ZM99 254H101V253L99 252ZM111 254H112V252H111ZM21 255H20L19 260H22ZM86 255H84V256H86ZM2 256L4 259V257H6V254L5 255L3 254ZM2 256L0 257V259L2 258ZM13 256L15 257V255H13ZM87 256L90 257L89 254ZM10 257H9V260H6V261L3 260V261L5 263L7 261H11L10 263L7 262L8 264H11L12 263L11 259L13 257L12 258H10ZM17 257H19V255H17ZM80 257L81 256L79 255V257H78L79 259L77 258L78 260H80V262L77 261L79 263L75 262V264H108L106 262L105 263H98V262L92 263L91 260L94 258V256H92L93 258L90 257V260H89V258H88V260H86L84 258V259H82V261H81ZM6 258L8 259V257H6ZM28 258H30V257H28ZM61 258H59V259H61ZM23 259H26V258H23ZM72 259H73V257H72ZM16 260H18V259H16ZM74 261H75V259L73 260V262ZM0 262H2V260H0ZM52 262H50L49 264H53ZM65 262H67V261H65ZM0 264H2V263H0ZM12 264H18V262L16 261L15 263L13 262Z\"/></svg>", "mask_w": 264, "mask_h": 264}, {"label": "rangeland", "instance_id": "rangeland-1", "mask_svg": "<svg viewBox=\"0 0 264 264\" xmlns=\"http://www.w3.org/2000/svg\"><path fill=\"white\" fill-rule=\"evenodd\" d=\"M1 1L4 2L3 0H1ZM1 1H0V7L4 5V4H2ZM10 1H11V0H8V1L5 0L4 3L7 2L6 4H8V2L10 3ZM23 1H24V3H26V4H25V8L23 7V6H24V3H22ZM25 1L29 2V1H31V0H21V1H20V2L23 4L22 7H23L24 9H26V6H28V5H27L28 3L25 2ZM37 1H38V0H37ZM42 1H43V0H42ZM42 1L40 0V1L37 2V3H38V4H39V3H42ZM47 1H48V3H50V5H51L52 2H55V0H51L52 2H49V0H44V3H47ZM59 1H60V0H59ZM67 1H68V0H66V2H67ZM80 1H81V3H80ZM80 1H78V2H79V3H78L77 1L69 0L68 2H70V4L67 2V4H69V5H67V4L65 3V5L68 6V8H66V6H64V8L67 9V12H66V10L61 6L63 0L59 2V3H60V6L58 5L59 3H58V0H57V3H58V4L55 3L56 5H52V6H50V7H49V4H48V3H47L48 6H46V5L43 6V4H40V6H43L42 8H41L40 6H38V4L36 5V6H37V7H36L35 4H33V3L35 2V0H34V1L32 2V5H34L33 7H34L35 9L33 10V8H31V7H32V6H31V2H30V4H29V6H28L29 9L31 8L33 11L29 10L28 8L26 9V11L23 10V9H22L21 11H22V12H23V11L27 12V13H24V14H26V16H27V14H29L28 17L31 16L30 13L32 12V15L34 14L33 16L35 17V16H36V13L39 12L38 10H40V8H41V9H43L44 7H48V8H50L49 10H46V11H45V9H47V8H44V9H43V10H44L43 12H39V13H38L39 15H40L41 13H42V14H43V13L47 14V11H48V14H49V15L46 16V17H48V18L51 17L50 20H49L48 18L46 19V17H44L45 14H43L44 16H41V15L38 16V14H37L36 17H37V18L39 17V21H38V20L36 19V17H35V19L37 20V22H36V21H35V22H36V23H39L41 26H43V25H42L43 22L40 23V19L43 18L42 21H44V20L46 19L48 22H51V21H53V20H51V19H53V16H52V15H55V16H54V19H56V20H57V19L61 20L60 18H61V15H62V14H64V13L66 12V13H67V16H68L70 13H71L70 15L72 16V12L74 11L73 13H75V10H76V14H73V15H74V16L76 15L77 17L79 16V15H77L78 13L80 14V12L82 13V12L84 11V12H83L84 14L82 13L83 15H80L81 17L79 16V19H81V18L83 19V18H84L83 16H84L87 12L89 13V12L92 10V9L90 8V5L93 3L91 7H92L93 9L95 8V9H94V12H95V13H94L93 10H92L91 15H90V13H89L88 17H91V18H92V16H93V17L95 18V17H98L99 14L101 15V14H103V13H104L103 16H106V17L99 16L97 20H95V19L93 18V21H92L91 18L88 19V17H87V18L85 17V19H83V20L87 23V24H86V23L84 22V23L86 24V26H87L88 24H89V25L91 24L90 27H89V25H88L87 27L90 28V29H89L90 31H93L92 33H96L95 35H94V34L91 35V33L89 32V30L87 29L86 26L84 27L83 30H85V28H86L87 30H85V31H81L82 28H83V26L85 25V24L83 23V21H80L79 19L77 20V18H74V17H70V15H69V17H70L71 19L69 18L68 21H67V18H68V17H67L66 15H64V16L62 15L63 18H62V20H61L60 22H63L64 24H63V23H58V20H57L58 25L56 24V26H55V27L53 26V27L56 29V27L58 26V28H57L58 30H55V31H58V32H61V31H62V34H61V33H60V34L63 36V34H64V32H65V30H66L67 28H70V29H67L68 31H69V30H70V31H73V30L75 31V29L77 30V28H79L78 26H80V28H79L78 30H79L80 32H82V33H81L82 36L80 35V33H78V32H79L78 30L75 31V32H77V35L79 34L78 36H79V38H81V40H82V39L84 40V38H85L86 36H89L88 34L90 33V36H89V37H90V39H92V37H93V39L95 38V39H94V40H95V42H94L95 44H99V43L102 42V44L105 45V44H106V41H105V44H104V43H103V42H104L103 39H102V41L99 40V39H101L102 34L105 33V32H102V34H101L100 32L103 31V29H106L105 27L108 25V23H110V24H109L110 26H111V25H112L113 27L115 26V28H118L117 25L121 26V23H122L121 20H122V18L119 17L120 14L123 15V16H121V17H124V14H125V18H126L127 13L132 14V13H130V12H133V14H134V18H133L134 21L132 20V23H131V20L129 19L131 16L133 17V15H129V14H128L127 22H126V19L123 18L125 22H124L123 20H122V21H123L124 23H127V25H128V23H129V26H128L129 28H128V27H125L126 25H124V24L122 23V25H123L124 27L121 26V28H118V29H117L118 31L120 30L119 32L121 33V35H119V36H118V34H120V33H119L116 29H114L112 26H111L110 28H113V29H110V28L108 27V26H109V25H108V26H107V29L109 28L108 30H109L110 33H108L109 35L107 34V38H109V39L111 40V38H113V37L115 36L116 32H118V34H116V37H118V38H113V39H112L113 42H115L116 40H120V39H121L122 41H124L126 38H128V39H126L125 41H127V40L129 41L130 37L132 38V36H130L129 34H126V35H123V36H122V32H123L122 30H123V28H127V29H124V30H125V31L128 30V32L131 31V29H133L134 26H135L133 23H136L137 26H135V27L137 28V27H139L140 25H142V24H140V23H142V22H146L145 24H146V26L148 27L149 21H150L151 19H148L149 21H148V20H146V21L144 20V19H147L146 17L149 15V13H148V15H146V17H144L145 14H146V13H145L146 11H150V15H154V14H156V13H154V11H155L156 9H158V7H159L158 10H160L162 4H166L165 7H163V5H162V7H163L162 9H164L165 11L167 10L166 12H168V10H169L168 8H170V6L168 5V2L166 3L165 0H164L165 2L162 0L163 3H162L161 0H160L159 2H155V1H157V0H155L154 3H157V4H156L157 6H155V5H154V6H155V8H156V7H157V8H156L154 11H153L154 6L150 5L151 3L153 4V1H152V0H151L152 2H150V4H149L150 7H149L148 9H146V8H147L146 4H148L149 0H148V2L144 0L143 4H142V2L140 3V1H142V0H136L135 2H134V0H133V1H132V0H128V1L125 0L124 3L121 2V0L118 1L117 3H116V0H115V2H114L113 0H112V1H111V0H108V2H109V3H108V2H106V1H107V0H106V1H105V2H106V6L108 5L109 7H106V6L104 5L105 2L102 3L103 0H102V1H99V0H97V1L94 0V1H93V0H90L91 2H89V1L87 0L88 4L91 3L90 5L87 4L86 0H85L86 4H85L84 1H82V0H80ZM126 1H127V2H126ZM169 1H170V0H169ZM172 1H173V0H172ZM175 1H176V4H174V3H172V4H174V5H176V6L178 5V7L176 8V9H177V13H176V9L174 8V10H175V14H174V13H173V14L176 15L177 18H176V16H173V17L170 16V15H173L172 12H174V10H173L172 8H171V10H173V11H172L171 13H170V10H169L170 15H168L169 13H168V14H164L165 11H164V12H163V11H160L162 14L158 11L160 14L158 13L159 16H157V17H158V18H159L160 16L162 17L163 14H164V15H168V16H170L171 18L169 17V19H173V20H174V17H175L176 21H178V22L180 21V23L182 24V29H183V30H185V29H186V30H187V29H190L193 23H195V22H199L197 19H196V21H195V20L193 21V20H192L193 17H196L197 15H200V17H202V19H203L204 15H206V13H207L206 11L211 10V9H214V8L216 7L217 12H219V11H218L219 8H221V6L224 5L223 3H222V4L220 3L221 0H218V3H214V4H213V1H211V0H198V2H199V1H200V2L203 1V3H197V4H199L200 6L194 4L195 1H197V0H194V1L189 0V1H192L193 4H189V3H188V4H187V3H184V4H183L184 1L187 2L188 0H184V1H181V0H174V2H175ZM180 1H181L180 4H182L183 8H185V9H180V12H179V11H178V10H179V6L182 8V6L179 4ZM15 2H16V1H15ZM15 2H12V1H11V3H15ZM17 2H18V0H17ZM20 2H18V3H19V7H20ZM64 2H65V1H64ZM72 2H73V3L76 2V4L78 3V6H79V4H80V6H82L83 4H85L84 7H85L86 5H88V6H86L85 8H84L83 6H82V7L79 6V8H82V9H79L78 6H77V5L75 6L74 4H72ZM98 2H99V3L101 2L100 4H102V5H101V6H98V5H99ZM113 2L116 3V4H118V6L120 7V8H119L120 10H118V8H114V7H117V5H116V4H115V5H112V4H114ZM119 2H120V3H119ZM128 2H131L130 4H131V7H132V8H133L132 3H134L133 5H135L136 2H137V5H140V4H141L142 6L145 4L144 6H146V7H145L146 11H145V9L142 10V11H144V13H145V14L142 13V15H141L142 18H141V16H140L141 13L138 14L139 12L137 13V14L139 15V17H138L137 15H135L136 11H138V10L140 9L141 5H140V7L138 6L139 9H138L137 5H135L136 8L134 7V9H135L136 11H135L134 9H133L134 11H133V10L131 11L132 8L130 7L129 4H128V6H129L130 10H128L127 7H126V8H125V7H124V8H121V7L124 6V4H125V6H126V5H127L126 3H128ZM145 2H147V3H145ZM177 2H178V4H177ZM233 2H234V1H233ZM35 3H36V2H35ZM82 3H83V4H82ZM96 3H97V4H96ZM158 3H159V4H158ZM160 3H162V4H160ZM170 3H171V1L169 2V4H170ZM190 3H191V2H190ZM204 3H205V4H204ZM6 4H5V5H6ZM22 4H21V5H22ZM53 4H54V3H53ZM71 4H72V5H71ZM95 4H96V5H95ZM109 4H110V5H109ZM119 4H120V5H119ZM121 4H123V6H122ZM172 4H171V6H172ZM201 4H202L203 6H202ZM231 4H232V2H231ZM5 5H4V7H5ZM10 5H11V4H10ZM12 5H13L14 8H15L16 5H14V4H12ZM57 5H58V6H57ZM63 5H64V3H63ZM70 5H71V6H75L74 10H73V8H72V9L70 8V7H71ZM93 5H94V6H93ZM111 5H112V6H111ZM184 5H185V6H184ZM190 5H192V6H190ZM194 5H196V7H195ZM214 5H215V6H214ZM220 5H221V6H220ZM54 6H57V7L59 8V9H57L58 11H60V9H61L63 12H62V11H60L61 13L58 12L57 10H55L57 7H55V9H52V10H55L54 12H56V13L58 12V14L53 13L52 10H51V7H54ZM69 6H70V7H69ZM102 6H104V7L107 9V11H106L105 9H103L104 7H102ZM144 6H143V7H144ZM193 6H194V7H193ZM4 7H2V10L0 9V12H1V11L3 12ZM7 7H8V5H7ZM38 7H39V9H38L37 12H36L35 10H36ZM60 7H62V8H60ZM87 7H89V8H87ZM96 7H97V10H98V11L96 10ZM99 7H100V8H99ZM143 7H142V8H143ZM152 7H153V8H152ZM174 7H175V6H174ZM192 7H193V9H192ZM14 8L12 9V12H13ZM16 8H18V5L16 6ZM16 8H15V9H16ZM20 8H21V7H20ZM69 8H70L71 10H73V11L70 12ZM77 8H78V10H77ZM98 8H99V9H98ZM113 8L116 10V12H115V10H113ZM142 8H141V9H142ZM150 8H151L152 10H151ZM201 8H202V9H201ZM6 9H7V8H6ZM6 9H5V10H6ZM8 9H9V8H8ZM10 9H11V6H10ZM83 9H84V10H83ZM87 9H88V10L91 9V10L88 11ZM110 9H112V10H110ZM124 9H126L125 13H117V12H119V11H120V12H121V11L124 12ZM162 9H161V10H162ZM190 9H191V12H186V11H188V10H190ZM19 10H20V9L18 8L17 11H19ZM28 10L31 11V12L28 13ZM50 10H51L52 15H50V14H51V13L49 12ZM64 10H65V12H64ZM68 10H69L70 13L68 12ZM80 10H81V11H80ZM86 10H87V11H86ZM95 10H96V11H95ZM104 10H105L106 13H110L112 16H111L110 14H106L105 12L100 13L101 11H104ZM108 10H109L110 12H108ZM197 10H198V12H197ZM202 10H203V11H202ZM7 11L9 12V11H11V10H6L5 13H6ZM14 11H16V10H14ZM17 11H16V15H17V14L19 15L20 13H17ZM34 11H35L36 13H33ZM79 11H80V12H79ZM99 11H100V12H99ZM128 11H129V12H128ZM140 11H141V10H140ZM142 11H141V12H142ZM151 11H153L154 14L151 13ZM156 11H157V10H156ZM200 11H201V12H200ZM2 12H1V15H2ZM8 12H7V13H8ZM12 12H11V13H12ZM111 12H112L113 14L115 13V14H114L115 17H114V15H113ZM178 12H179V13H178ZM184 12H185V13H184ZM196 12H197V13H196ZM7 13H6V15H7ZM59 13H60V15H59ZM66 13H65V14H66ZM88 13H87V14H88ZM92 13H94V15L96 14V15H98V16H96V15L94 16ZM116 13H117V15L119 14L118 17H116ZM191 13H192V14H191ZM204 13H205V14H204ZM8 14H10V13H8ZM13 14H14V17H15V16H16L15 13H12V15L10 14V15H11L10 18L7 17L8 20H7V18L4 20V19H3L4 12H3V16L0 17V23H1V20L3 19V21H2L1 24H4V23H3L4 21L6 22L4 25L8 24L7 21L10 22V21H12L11 18H14V17H13ZM21 14H22V13H21ZM143 14H144V15H143ZM158 14H157V15H158ZM187 14H188V15H187ZM193 14H194V15H193ZM195 14H196V15H195ZM6 15H5L4 17H6ZM10 15H9V16H10ZM56 15L58 16V18H57ZM109 15H110V17H109ZM150 15H149V17H150ZM19 16H20V15H19ZM19 16H16L15 18L18 19V20L21 19V20H23V21H24V19H25L26 22H27V21L30 22V19L33 20V18H34V17L31 16V18H30V19L28 18V19H29V20H28V19H26L27 17H26L25 15H23V17H24V16L26 17V18L24 17V19H23V17L20 18ZM21 16H22V15H21ZM76 16H75V17H76ZM86 16H87V15H86ZM129 16H130V17H129ZM168 16H167V18H168ZM18 17H19V18H18ZM41 17H42V18H41ZM64 17H67V18H65V19H66V22L63 21ZM101 17H103L104 20H106L107 17H108L109 20L112 18V21L109 22V21H107L108 19H107L106 21H104ZM132 17H131V19H132ZM135 17H136V18H137V17H138V18H141L143 21H142L141 19H139V20L142 21V22H140V21L138 20V18H137V20H136ZM155 17H156V16H151V18H155ZM161 17L159 18L160 20H161ZM164 17H165V19H166V16H164ZM164 17H163V18H164ZM15 18H14V19H15ZM44 18H45V19H44ZM99 18H101V19L103 20V22H102V20H100ZM114 18H115V19H114ZM117 18H118V19L120 18V21H119ZM158 18H156V19H158ZM163 18H162V19H163ZM14 19H13V21H12V22H13V23H12L13 26H15L14 24H16V21H17V22H19V21L21 22V20L18 21V20H16V19H15V20H14ZM72 19H74V20L76 19L77 21H80V22H79V23H78V22L76 23V20H75V23H76V24L74 23V21H72V22H73V23H72V22H71ZM82 19H81V20H82ZM86 19L91 20L92 22H94V24H93L91 21H88V20H87V21H88V22H87ZM113 19H114V20H113ZM128 19H129L130 22L128 21ZM156 19H153V20H156ZM159 19H158V20H159ZM202 19H201V20H202ZM46 20H45V21H46ZM94 20H95V21H94ZM99 20H100V21H99ZM117 20H118V22H120V24H119V23L117 24V22H116ZM201 20H200V21H201ZM47 21H46V24L48 23ZM69 21L71 22V24H72L73 26L78 25V24H80V23H81V24L78 25L76 28L73 27L74 29H72V27H71L72 25H70V27L68 26V25H69V24H68ZM97 21H99V22H97ZM113 21H115L116 23H115V22H114V23H111V22H113ZM136 21L139 22V23H137ZM147 21H148V24H147ZM156 21H157V20H156ZM156 21H155V22H156ZM174 21H175V20H174ZM14 22H15V23H14ZM29 22H28V24H30V26H31V25H32V21H31V23H29ZM67 22H68V23H67ZM89 22H90V23H89ZM107 22H108V23H107ZM10 23H11V22H10ZM10 23H9V24H10ZM22 23H23V25H24V22H21V24H22ZM33 23H34V21H33ZM66 23H67L68 25H67ZM100 23H102L103 26H101ZM103 23H106V24H103ZM130 23L133 24V25H132L133 27H131V28H130ZM1 24H0V28H1V26H2ZM9 24H8V25H9ZM19 24H20V23H19ZM21 24H20V25H21ZM25 24L27 25V23H25ZM46 24H45V22H44V27H41V26H39L38 24H37V25L34 24V25H33L34 28H33V26L31 27V28H33V29H31V30H34V31L28 30L30 27H28L29 25H27V27H28L27 30L30 31V32L27 31V32H28V33H27L25 29H24L25 31L23 30V27H24L25 25H24V26H23V25L18 26V23H17V26H18V27H22V26H23L21 29L24 31L23 33H26V34H22V33H21V30H20L19 28H18L19 30H17V29H15L16 26L13 27V26L10 24L11 27H10V25H9V27H10L11 29H9V31H10V35H11V30H12V27H13V28H14L13 30H17L18 34H19V31H20V33H21L22 36H23V35H25V36L27 35V37L31 38V41L34 42L33 39L36 40V37H38L40 34L42 35V34L44 33V34H43L44 36L42 35L41 38L45 37V38L47 39V36L49 35V33H50V32H53V31H49V33H48V32H46V30L48 31V28H49V30H52V29L54 30L53 27H49V26H50L51 24H52V25H53V24L55 25V20H54V23L51 22V23H48L49 25H46ZM59 24H60L61 26L63 25V28L61 27L62 29L59 28V27H60ZM65 24H66L68 27H67V26L65 27ZM83 24H84V25H83ZM98 24H100L99 27H101V28L98 27ZM116 24H117V25H116ZM138 24H139V26H138ZM143 24H144V23H143ZM145 24H144V26H145ZM4 25H3L2 27H4ZM52 25H51V26H52ZM92 25L94 26V28H92V27H93ZM95 25H96V26H95ZM6 26H7V25H6ZM37 26L40 27L41 30H42V28H43L44 31H41V30L39 31L38 28L36 29ZM45 26H47L48 28L45 27ZM104 26H105V27H104ZM144 26H141V28H140V27H139V28H140V29H146L147 27L145 28ZM183 26H184V27H183ZM9 27H7V28H9ZM81 27H82V28H81ZM95 27H96V30H95ZM103 27H104V28H103ZM142 27H143V28H142ZM4 28H5V30H6V27H4ZM4 28H1V29L4 30ZM24 28H26V27H24ZM45 28H46V29H45ZM102 28H103V29H102ZM1 29H0V30H1ZM59 29H60V31H59ZM92 29H93V30H92ZM99 29H100V31H99ZM3 30L0 31V36H1V37H2V35L5 36L4 33H5V34L7 33V35L9 34V33H8V29H7L6 32H4ZM13 30H12V31H13ZM35 30H36V31H35ZM63 30H64V31H63ZM67 30H66V32H65V34H64V35H65V38H67V37H66V33H67V34L69 35V37H70L69 39L71 40L72 43L74 42V44H72L71 42H69L70 40L68 41V43H65V41L67 42V39H65L64 43H65L66 46H67V44L71 43L72 46L74 45V47H75V45L78 46V44H82V43H83L82 47L85 46L84 48H86V47H87L86 45L89 44V48H86V49H88V50L91 49V47H90L91 44H90V43H92L94 40H92V42H90V39L87 37V38H85V39H87V40H84L86 45H84V42H83V41H81V43H80V39H79V43H78V42H77L78 37H77L75 34H74V36H76V37H74V36L71 37V35H70L71 32L69 31V33H68ZM108 30H107V31H108ZM114 30H115V31H114ZM134 30H135V29H133V30L131 31V33H130V32H129V33H130V34H136V33H134ZM37 31H39V32L37 33ZM55 31H54L53 35H55ZM86 31H88V32H86ZM94 31H99V32H94ZM112 31H114L115 34H114ZM125 31H124V34H125V33H128V32H125ZM15 32H16V31H15ZM17 32H16V33H17ZM31 32H33V33H34V32L37 33V34H36L37 36H36V35L33 36V33H32V34H31V37H30V35H28V34L31 33ZM40 32H42V33H40ZM45 32H46V33H45ZM75 32H74V33H75ZM132 32H133V33H132ZM139 32H140V31H139ZM35 33H34V34H35ZM39 33H40V34H39ZM72 33H73V32H72ZM86 33H87V34H86ZM99 33H100V34H99ZM111 33H113L114 35L111 36V35H110ZM137 33H138V32H137ZM38 34H39V35H38ZM45 34H47V35L45 36ZM56 34H57V33H56ZM58 34H59V33H58ZM83 34H84L85 36H84ZM98 34H99L100 37H99V36H98V37H95V36H97ZM13 35H14V31H13L12 36H13ZM21 35H18V36H19V37H18L17 34H16V35L13 37L14 39L10 36V37H11V39H10V40H11L10 43L12 42V39H13V41H14V40L16 39V37H18L19 39H21V38H22ZM50 35L52 36V33H51ZM61 35H60V38H61V40H62L63 38L61 37ZM128 35H129L130 37H128ZM51 36H49V37H51ZM56 36H57V35H55V37L52 36L50 39H51V41H53V42H56V43L58 42L57 44L59 45L64 39H63L62 41H60V42H59V40L57 41V39H56V40H55V39L53 40L52 38H56ZM83 36H84V37H83ZM121 36H122V38H121ZM5 37H6V36H5ZM7 37L10 38L9 35H8ZM20 37H21V38H20ZM32 37H34V38L32 39ZM57 37H59V36H57ZM63 37H64V36H63ZM82 37H83V38H82ZM110 37H111V38H110ZM123 37H124V39H123ZM2 38H3V39L0 40V41H1V42H0V46H1L0 49H3V50H7V49H8V50H9V49L11 48L10 50L13 49L12 52H11V54L14 53V51H15L16 48H17V46H19L18 48L21 49L20 51H22L25 47L27 48V49L23 50V51H25V54H26V55H25L24 53H22L23 51L20 52L21 54H20L19 52L17 53V50H16L15 53L19 54L18 56H17V54H15V53H14L15 55L12 54L14 57L16 56V57H15L16 59H19V58H21V56H22V58L19 59V61L17 60L18 62H16V59H15V60H14L13 58H11V60L9 59L10 57H12V55L9 53L10 50H9V51L7 50L8 54H10V57H9V58H7V56H6L7 54L4 55V54L6 53V51H5V53H2L3 50L0 51V53H2L1 55H3V57H6V58L9 59L10 61H12V63L15 61L14 63H16V65H17V66H16V65H14V63H13V65L15 66V67H14V66L12 65V63H10L9 60H8L9 63H7V62L4 63V67H5V68L7 67V68H6L7 70L4 69V71H3V64H2V63L5 62L6 59L4 58L3 61H2V63H1V59H0V65L2 66V67H0V68H1L0 71H1V73H5V74H3L4 76H3V75H0V87L3 88V89L0 88V103H1V105H0V117H1V119L3 118L2 116H4V119L0 120V122L4 120V122L1 123L3 127L0 126L1 129H2V130L0 129V132L2 133V132H4V131L6 130L7 133H8V131H9V129H10V125L12 124L11 121L13 122V120H14L13 123H15V121H16V123H15V124H12L11 130H15V131H12V132L10 133V135H12V137H13V135H14V138H15L16 135L13 134V133H15V132L17 131L16 129H19L20 127L23 128L22 125H21L20 127L18 126V125H20V124H18V123H20V122L17 121V120H21L25 115H26V116H25L26 119H28L26 112H29V109H30V108H26V107H29V106L31 107V106H33V107H31L32 109H30V110H33L32 112H33L34 114H30V115H31V116L34 115V116L31 117V116H29V113H28V116L31 117V118L35 117V114H36V115H40V116H38V118H37V117H35V118H36V119H41V120L44 119L45 117H47L48 114H49V115L52 114L53 116L55 115L54 118L57 117V115H58V110L54 111V110L49 109V107H48L49 105L47 104L46 107H45L46 109L49 110V111H47L46 109L42 108V106L44 107V104H42V103H41V104H40V103L37 104V100H39V99L45 94V92H46V90H47V88H48V87H47L46 89H43V87H42V86L47 82V77H46V76H48V75H46V72H45L46 69L48 70L50 67H54V66L56 65V63L59 62V61H61V60H62V62L66 61L67 58H64V57H67L66 55H67L69 52H67V53H63V51H64V52L67 51V50H65V49L63 48V45H62L63 42H62V44H60V45H61V49L59 48L60 46H58V45L56 44V45L58 46V48L60 49V50H58L57 47H55V45H52V42H49L50 39H47L48 43H51V45H49V46H51V48H52V46H53V48L51 49L50 47H47V49H46L45 51L48 50V52H49V51H51V52H50V55L47 53L49 56L46 55V56H45L46 58L43 57V55H41V56H42L41 58H45V59H47L48 62H47L45 59H42V61H40L41 58H40L39 56H40V54H43V51H44V49H45L44 46H45L46 43H47L46 39H45V42H46V43L43 42V43H45L44 45H42L43 43H42V44L40 43L41 45H39V46H37V45H38L39 42H42V41H43L42 39H41L42 41L37 40L38 42L36 41V42H37L36 45L33 44L32 42H30V43H31V46H29L30 43H27V42H29V38H27L28 41H24V40H26V38H25L24 40H22V39H21V40L17 39L18 41H20V42L22 41V43H23V41H24V42H26L25 44H29V45H25V47H24V45H23L24 43H23V44L21 43V45H23V46H21V45H19L20 42H18V41H14V42H12V44L15 43V42H17V43H15V44H16V47H14V46H15L14 44H13V46H12V45H9V43H8L9 40H8V39H7V40H8V42H7L8 45H7V43H4V44H3L2 41H5L6 39H5L4 37H2ZM39 38H40V36H39ZM71 38H72L73 40H72ZM76 38H77V39H76ZM97 38H99L98 40H99L100 42H97L98 40L96 41ZM4 39H5V40H4ZM43 39H44V38H43ZM74 39H76V41H74ZM115 39H116V40H115ZM110 40H109V41H110ZM112 40H111V41H112ZM121 40H120V41H121ZM88 41H89V43H88ZM111 41H110V43H111ZM120 41H119V42H120ZM122 41L120 42L121 45H122V43L124 44V42H125V41H124V42H122ZM128 41H127V42H128ZM75 42H77V44H76ZM86 42H87V43H86ZM113 42H112V44H113ZM117 42H118V41H117ZM117 42H115V43H117ZM1 43H2V44H1ZM94 43H93V45H94ZM110 43H109V44H110ZM53 44H55V43H53ZM112 44H110V46H111ZM3 45H4V48L2 47ZM5 45H6L7 47L9 46L10 48H7V49H6ZM33 45H34V46H33ZM106 45H107V44H106ZM113 45H115V46H111V47H113L112 49H115L114 51H113L112 49H110V48H111L110 46H109L110 48H108V49H110V51L112 50L113 53H116V52H115V51H116V48H118L119 46H118V44H113ZM116 45H117L118 47H117ZM119 45H120V44H119ZM11 46L14 47L15 49L12 48ZM20 46H21V47H20ZM28 46H29V50H30V47H31L32 50H31L30 52H32V54L35 53V51H33V49H34L35 46H37V48L41 47V48H39V49H41L40 51H39L37 48H35V49H36V52H37V50H38L39 53L42 51L40 54H38V57H39L40 60H39L38 58H37L38 61H36L37 59H35V58H33V60H32V61H36V63L33 62L35 66H36V64L39 63V65H37V66H38L39 69L41 68V70H39V69L37 68V66H36V68H37V70H36V68H34V65L31 64L32 61H31V59H29V57H30V58H31V57H34V54L32 55L30 52L27 51V50H28ZM42 46H43V48H42ZM47 46H48V44H47ZM69 46H71V45H68V48H70V49L74 48V47H72V46H71V47H69ZM23 47H24V48H23ZM115 47H116V48H115ZM18 48H17V49H18ZM48 48H49L50 50H49ZM54 48L57 49L56 51H59V52H58V55H54V54H57L56 52H53V51H55ZM62 48H63V49H62ZM70 49H68V50H70ZM52 50H53V51H52ZM45 51H44V52H45ZM60 51H62V52H60ZM27 52L30 53L31 56H30V54L28 55ZM38 52H37V53H38ZM52 52H53V54H52ZM108 52H109V50H108ZM45 53H46V52H45ZM45 53H44V55H45ZM60 53L63 54V55H62L63 57H61V58H60V56H61ZM113 53H112V54H113ZM22 54H23V55H22ZM51 54H52V55H51ZM59 54H60V56H59ZM64 54H65V55H64ZM1 55H0V58H1ZM24 55H25L26 57H28V59H29V61H31V63H30L27 59H26L27 61H26L25 59L23 60V62L26 61V63H23V62L21 61V60L23 59V57H25ZM27 55H28V56H27ZM53 55H54V56H53ZM19 56H20V57H19ZM47 56H48L49 58H48ZM51 56H52V57H55V56H56V57H55V59H54V58H52ZM57 56H58V58H57ZM3 57H2V58H3ZM35 57H37V54L35 55ZM50 58H51V59H50ZM12 59H13L14 61H13ZM34 59H35V60H34ZM49 60H50V61H51V60L54 61V63L51 61L53 64H50L51 62H50ZM57 60H58V61H57ZM63 60H64V61H63ZM21 62H22V63H21ZM28 62H29L30 64H29ZM37 62H38V63H37ZM40 62H42L41 64H43V66L40 64ZM46 62H47V64H48V63H49V64L47 65ZM17 63H18V64H17ZM20 63L22 64L20 67H22V66L24 65V66H23V68H25L24 70L18 66ZM6 64H7V65H6ZM8 64H9V65L11 64V68L13 67V69H16V71H12L13 69H11L10 66H8ZM27 64H28V66H27ZM44 64H45V66L47 65L48 67L46 66V67L44 68ZM25 65H26V66H25ZM32 66H33V67H32ZM39 66H41V67H39ZM49 66H50V67H49ZM16 67H17V68H16ZM26 67H28V68L26 69ZM31 67H32V70H33V68H34L36 71L34 70V72L32 73V72H31V69H30ZM76 67H77V66H76ZM198 67L201 68L202 66H198ZM8 68L11 69V72L13 73L12 75H11V72L8 70ZM42 68H43V69H42ZM17 69H18V70L21 69V72H23V75H22V73L20 72V70H19V72H18ZM61 69H63V68H61ZM61 69H59V71H60ZM79 69H80V68H79ZM26 70H27V71H26ZM28 70L30 71V73H28V74H30V76L33 74V75H32V76H33V77H32V79H33L32 82H28L29 79H30V81H31L32 79H31V77H30L27 73H26L27 75H26V74L24 75V71L28 72ZM64 70H65V69H63V74H65V73H64ZM7 71H8V73H6ZM59 71H58V72H59ZM17 72H18V74H20L19 76H18ZM35 72H36V73H35ZM43 72H44V73H43ZM58 72H57L56 74H54V75H57V76H55V78L62 74V71H60V73H58ZM1 73H0V74H1ZM9 73H10V74H9ZM15 73H16V74H15ZM38 73H39V76L37 77L36 74H38ZM41 73H42V74H41ZM6 74H8L7 77L11 75V76H10L11 78L9 77L10 79H9V78L6 79V77H5ZM40 74L42 75V77H40V76H41ZM44 74H45V75H44ZM63 74H62L61 76H63ZM215 74H216V73H215ZM215 74H214V77H212V78H216V77H215ZM15 75H16V76H15ZM21 75H22V77H23V76H24V77H25V76H26V77L29 76V77H28V79L26 80V77H25V79H24V77L22 78ZM34 75H35V77H34ZM2 76L5 77V78L3 79ZM17 76H18V78H17ZM43 76H44V77H43ZM216 76H217V75H216ZM15 77L17 78L16 81H19V83H20L19 85H21V83L23 84V85H21V86H23L22 90H24V88H27L28 90L32 88L31 91H30L31 94L29 93V91H28L27 89H26V90L28 91V92H26L27 94L25 93V90H24V91H22V90H18V88H21V86H19L18 84L15 85V87L18 86V87L16 88L17 90H16L15 88H13V87H14L13 85H14L15 83H17V82L14 80V79H16ZM19 77H20L21 79H20ZM39 77H40V78H39ZM1 78H2L3 80H2ZM34 78H35V79L37 78L36 80H37L38 82H39V81H42L43 79H45V83H44V82H39V84H38V83L36 82V80H34ZM42 78H43V79H42ZM5 79L7 80L6 83L11 82L12 79H13L14 82H12L11 84L8 83L9 85H7L6 83H4V84L7 85V86H5V85H1V84L3 83V81H5ZM8 80H10V81H8ZM22 80H23V82L26 81L27 83H32V85L29 84V86H30V87H29V86H27V83H26V82L23 83ZM48 80H49V79H48ZM50 80H51V79H50ZM199 80H200V79H199ZM215 80L217 81L216 84H214V81H215ZM215 80L212 81V84H213V85H212V84H211V85L214 87V89L211 90V92H209L211 88H210V85H208V84H210V83H209V82H204V81H207L206 79H204V81H203L202 83H201V82H196V83H199L198 85L195 83L198 87H200V86L202 87V85H200V83H201V84L204 83V85H205V83H206V85H208L209 88H208V86H207V87H206V86L204 87V85H203L204 88L202 87L203 90L207 89V90H205V91H207V93H206V92L202 93L203 90H202V92H201L200 88L197 89V90H199V92H197V93H198V94L201 93L202 96H201V94H200V95H198V96L195 98L196 100H198L197 103H196V100H195V101H194V100H191V103H192V102H193V103H196L198 106H199V105H200V106H208V107L210 106V107L214 108V105H212V101H213V99H214V93L217 92V89H216L217 86H218L217 83H218V81H220L219 79H215ZM34 81L37 83V85L34 84V87H35V85H36V87L39 88L40 93H37L38 90L36 91V89H37L36 87H35V90H34V88H33V83H35ZM210 82H211V81H210ZM40 83H44V84H40ZM24 84H25V85H24ZM48 84H49V83L47 82V83L45 84L44 87H46V86H50V84H49V85H48ZM10 85H11V86H10ZM38 85H40V86H38ZM4 86H5V88H4ZM9 86H10V87H9ZM12 86H13V87H12ZM25 86H26V87H25ZM31 86H32V87H31ZM212 86H211V87H212ZM7 87H8V88H7ZM11 87H12V88H11ZM40 88H42V89H40ZM7 89H8V90L10 89V90H9L10 93H9V91H8ZM12 89H13L15 92H14ZM208 89H209V91H208ZM3 90H4V91H3ZM33 90H34V91H33ZM42 90H44V94H42V93H43ZM246 90H247V89H244V88H243V89H241V93L238 91V92H239V95H240V94H242V95L247 94V95H245L246 97L250 98L254 103H258V100H259L258 97H259V93H260V91H261V88H259V87H253V88H251V89L249 90L248 93H247ZM6 91H8V92H7V93H8V96H7V94H6ZM18 91L20 92V95H21V96L19 95ZM21 91H22V92H21ZM32 91H33V92H32ZM12 92H13L15 95H12V94H11ZM23 92H24V93H23ZM16 93H18V94H16ZM32 93L35 95L34 99L32 98V97L34 96V95H32ZM35 93H36V94H35ZM10 94H11V95H10ZM23 94H24V95H23ZM25 94H26V95H25ZM39 94H40V97L38 96ZM4 95H5V96H4ZM27 95L30 97V101H32V104H31L30 102H28V103H29V106L27 105V104H28V103H27V100H29V97H28ZM30 95H32V97H31ZM6 96H7V97H6ZM16 96H18V97H16ZM24 96H25V97H24ZM1 97H2L3 99H2ZM8 97H9V99H8ZM12 97H13V98H16V99L14 100ZM22 97H23V98H22ZM36 97H38V99H37ZM200 97H201V98H200ZM10 98H12V99H10ZM17 98H18V99H17ZM24 98H25V99L27 98V99L25 100L26 102L23 101ZM35 98H36V101H35ZM4 99H6V100H4ZM19 99H20V100H19ZM22 99H23V100H22ZM3 100L6 101V102H8V103L4 102ZM10 100H11V101H10ZM12 100L14 101V103L18 100V102H16V103H17V105L20 106V107H17V105H14V106H13V105H12V103H13ZM33 100H34L36 103L33 102ZM11 102H12V103H11ZM19 102H20V103L22 102V103H21L22 105H19V104H20ZM224 102H225V101H223V100H222V101H221V100L219 101V103H221L222 107L225 109V108L227 107V105H225ZM5 103H6V104H5ZM10 103H11V104H10ZM14 103H13V104H14ZM18 103H19V104H18ZM26 103H27V104H26ZM193 103L190 105L191 108L193 107V106H192ZM199 103H201V104H199ZM24 104H26V107H25L26 109H24V106H25ZM30 104H31V105H30ZM33 104H35V105H33ZM196 104H194V105H196ZM9 105H11L12 107H9ZM39 105H41V108L39 107ZM197 105H196V106H197ZM36 106H37V107H36ZM190 106H189V107H190ZM196 106L193 107V108H197ZM5 107H6V108H5ZM13 107H14V108H13ZM35 107H36V109H35ZM1 108H2V109H1ZM7 108H8V109H7ZM11 108H12L13 110H12ZM17 108H19V110H20L21 108H23V109H21V111H22V110H25V111H23V113H24V112H25V113L23 114L21 111H19L18 114H17V111H18ZM191 108H190V109H191ZM6 109H7V111H6ZM15 109H17V111H16ZM27 109H28V110H27ZM1 110H3V111H1ZM8 110H9V111H8ZM14 110H15V111H14ZM26 110H27V111H26ZM36 110H38V111L40 110V111L42 112V114H38V111H36ZM42 110H45L46 112H45V111H42ZM191 110H192V109H191ZM194 110H195V109H194ZM194 110H192L191 112H194ZM211 110H212V109H211ZM10 111H11V112H10ZM34 111H35V112H34ZM50 111H51V113H49ZM4 112H5L6 114H5ZM15 112H16L17 115H19V113H20L21 115L23 114L24 116H21V118H20V115H19V116H17V117H19V118L17 119V117H15V116H16V115H15ZM41 112H39V113H41ZM44 112H45V113H44ZM54 112H55V113H54ZM247 112H251V111H247ZM2 113H3L4 115H3ZM10 113H11V115H13V116H11ZM43 113H44V114H43ZM56 113H57V115H56ZM1 114H2V116H1ZM46 114H47V115H46ZM249 114H250V113H249ZM9 115H10L11 121H10V122H5V121L8 120V116H9ZM43 115H44L45 117H43ZM49 115H48V116H49ZM95 115H96L97 117H99V116H98V115H99L98 113H94V114H93V116H95ZM6 117H7V118H6ZM12 117H13L14 119H13ZM25 117H24V119H22V120L26 121V120H25ZM41 117H42V118H41ZM10 118H9V119H10ZM31 118H30V119H31ZM31 121H32V119H31ZM201 121L204 122V123H206L208 126L211 125L210 123H208V119H206V120H201ZM17 122H18V123H17ZM21 122H22V121H21ZM27 122L29 123V120H28ZM5 123H6V124H5ZM24 123L26 124V122H24ZM24 123H22V124H24ZM1 124H0V125H1ZM4 124H5V125H4ZM17 124H18V125H17ZM6 125L9 126V129H8V128L5 129V128L7 127ZM16 125H17L18 127H17ZM26 125H27V124H26ZM26 125H25V126H26ZM13 126H14V129H12ZM23 126H24V125H23ZM28 126H30V125L28 124ZM28 126H26V128H28ZM21 128H20V129H21ZM24 128H25V127H24ZM24 128H23V129H24ZM26 128H25V130H26ZM213 128H214V127L211 128V132L213 131ZM3 129H5V130H3ZM6 131H5V133H6ZM26 131H27V130H26ZM242 131H243V130H242ZM5 133H4L3 135H4L5 137L8 136L9 133H8V134H7V133L5 134ZM3 135L1 134L0 138H1V137L3 138V137H4ZM10 135L8 136L9 139H8V138H6V139L4 138V139H3V144L6 143V142L4 143V141L7 140V139L10 141V142H9V141L7 140L8 143H9V144H8L9 147H6L7 145H6V146H5V145H0V147L2 146V148H3V147H6V148H7V150H6V148L4 149L5 151H8V149L11 148L12 146L16 147L15 150H14V147H12L13 150H12V148H11V152H10V153H9L10 150L8 151V156H9V157H10V155H11L12 152L17 151V145L15 144V142H16L17 140L13 139L14 142H13L12 140H10V139L12 138ZM235 136H236L235 138H237L238 140H239V139L241 140V139H245V138H246L243 132L240 133L238 136H237V135H235ZM16 139H17V138H16ZM1 141H2V139H0V144H1ZM11 141H12V143H13L14 145H12V146L10 147ZM6 144H7V143H6ZM15 145H16V146H15ZM231 145H232L233 149L236 148V143H235V142H233ZM2 148H0V150H1ZM257 149H258V152L261 151V150L263 151V150H264V144H260V145L257 147ZM5 151L3 152V150H1L0 161H2V162L4 161V159L7 160V159L9 158V157L6 158V157H7V155H6L7 152L5 153ZM18 152H19V151H18ZM16 153H17V152H16ZM4 154L6 155V157L4 156ZM9 154H10V155H9ZM12 154H13V155H11L12 157H10L11 159H12L13 156L15 155L14 153H12ZM17 154H18V153H17ZM17 154L15 155L16 157L13 158V160H14L13 163H15V159H16V158H18V160H19V157L17 156ZM244 154H245V152H244L243 150H237V151L233 154V156H232L233 158H232V157H230V158H231V160L234 161V162H240V163H242L240 168H244V169L246 170V169L250 168L251 166H253V163H252L251 160L255 159V157L257 156V154H256V152H254L253 155H255V154H256V155H255V157H253V158H252L253 155H252L251 157H247V156L244 155ZM3 156H4V157H3ZM2 157H3V158H2ZM191 157H192V156H191ZM1 159H3V160H1ZM11 159H9L8 161H10V162L13 161V160H11ZM180 159H182V158H180ZM180 159H178V162H179ZM234 159H235V160H234ZM29 160H30V162L27 161V163H28V164L30 163V164L32 165V163H31L32 160H31V159H29ZM8 161H7V162L4 161V163H5V167H6L7 165H9L10 162H8ZM16 161H17V159H16ZM195 161H196V160H194L193 162L188 161V160H185V161H183V160L181 161V160H180V162H179L180 164L176 163V165H178V167H179V169H177L178 167H175V168H176V171H175V169L171 170L172 167H174L173 165H174V163H175L176 161L171 165V167L168 166V167L171 168V169L169 168V170L167 169L170 173H169L168 171L165 172V173H167V174L164 173L165 175L163 174V177H164V178H168V176H169L170 178L167 179V180H169V181H167V182L164 184V180H165L164 178H163V180H160L161 183H158V181L155 179V180H153V181H155V182H154V183L152 182V183H153V184L156 183V184L152 187V190H150L151 188L147 189V190H149V191H154V192H155V193H153V194L151 195L152 197H151L150 195L148 196V194H147L148 192H143V193H141L140 195H135V196H137V197H133L132 194H131V196H127V195H129V194H127V195L123 194V195H124V196H123V199L117 200V198H116L117 196H116V197H115L116 199L114 198L115 201H114V202H111V204H109V206H107V207H108L107 209H106V208H103V209H105L104 211H102V212L99 211L100 214H98V211L96 210L97 212H96V211H95V212L98 214V216L95 215L96 218H99V216H100L101 214L104 215V216L101 215V216H100L101 218H102V217H105V218H102V220H101V221H104L103 219H105V222H104L105 224L103 223V224H102V227H101V223H102V222L99 221V228H98V229L100 230L99 233H97V230H98V229H97V230H93V232H90V231H91V230H90L91 228H90V226H89V225H90L89 223H90V221L92 220V217L94 216V214H90V213H93L92 211L94 210V208H92L91 205H92V204H100V205H102V201H100V200H98L97 202L92 201L91 204H90V206H88V208L85 207V208L88 210V213H87V210H86V209H84L83 211H86V215H87V216L82 214V213H84V212H82V213H80V214H78V212H76L77 214L74 215V216H76V220H80L81 218L84 220V216H85V218L87 217V219H85L86 221L84 220L87 224H86V223L84 224V221H83V220H80V221H82V222H81V225H82V226H80V224L75 225V226H71V227L68 226V228H69L68 230H67V226H66V227L64 226L65 228L62 227L63 229H66V230H67V234L64 235V234L61 233L60 235H62V237H60V235H59V239H57V240H56V235L54 236L55 233L57 234V231L54 232V231L50 230V229H51V226L49 225L50 223L47 224V223L45 222V224L48 225L47 227L50 226V229H49V230H50L52 233L54 232L52 236L55 237L54 240H56V242L53 240V242H54L55 245H54L53 243L50 244V243H48V241H46V244L51 245V248H53V247L55 248V249L53 248V249H54V254H52L53 251H50V250H51L50 248H49L50 250H48L47 253L44 252L48 247H46V249H44V250L40 249V250H42V252H36V250H37V249L39 250V248L42 247V246H39V241H38V243H37V242L35 243V240H34L35 237H36L38 240L40 239L41 242H42V240L44 239L43 237H42V238H41V237L38 238L40 235L37 236V233H38L37 230H35L37 233H35V231L33 230V231H34V234H30V233H32V232H27V233H25L24 235H23V234L21 235V234L19 233V232L22 233V229H23V226H22V229H21V226H19V225H23L22 221L25 220L26 217H27V218H26L27 221L30 220L29 223H31L33 220L30 219V218L28 219V216L31 215V218H32L34 212H33V214H31L30 212H28L30 215H27L28 213L25 211L27 214H26L25 212H23V213L25 214V217H24L23 215L20 214L22 211H19V209L17 210V208H16V212H18V213L20 214V218H19V214L15 212V207L13 208L14 210L11 209L12 206L10 205V203H12V202L9 201L10 203L7 202L8 204L2 202V198L5 200V199H6L5 196L8 198L9 196H11L12 194L15 193V192H14V189H15V191H16V185H14V184H15L14 182H13L14 184L11 183L12 185H11V184H9V186L7 185V184H8V183H7V180H6V178L3 177L4 175H3L2 172H4V174L6 175L5 172H8L10 166H9V167L7 166V168L4 169V167H3V166H4V163H3V166H2V162H0V163H1L0 165L3 167V169H2V167L0 166V171L2 170V172H0V176L2 175V177H3V178L1 177L0 179H2L1 182L3 181V179H5L6 181H5V182L3 181L2 183H7V184H5V185H6L5 188L3 187V184H2V183H1V184H2V187H1V184H0V187H1V188H0V190H1V191H0V192H1V193H0V196H1V197H0V200H1L0 203H1V207H2V209H3V210L0 209V217H3V218H4V221H3V219L1 218L2 221L0 220V224L3 223V224H2V226H3L4 223H5V225H6V226H4V227H2V226L0 225V232L2 233V234H0V237L3 236V237H2V240H3L4 237H5V238H8L7 241H8V243H9V245L12 246V242H11V240L14 239V238H11V236L13 237V232H14V236H15V239L12 240V241H13V245H14V242H16L15 240H16L17 238H20L21 236L23 237V236L26 235L27 237H26V236H25L24 238L21 237L20 239H17V241L19 240V241L21 242L20 244H22L23 248H24V245H27V248H29V249H28V252H23V251H22L24 254L27 253V254L24 255V254H22V253H19V252H20L19 249H18V250L15 249V248L17 247L16 245H18V246L20 245L19 242H18V243L16 242V244L14 245V249H15V250H12V248L8 245L6 239L4 238L5 241L3 240V241H4V242H3V241L1 240V238H0V245H1V243H5V244H6L7 246H9V248L11 249L10 251H11V252L14 251V253L9 252V248H8L5 244H2V246L5 245L4 247H7L6 250L9 252L10 255H11V254L15 255V257H14L13 255H12L11 257H10V256H7L8 253H4V250H5V249H4L3 251L1 250L0 253H1V252H2V253L0 254V257H1L3 254H4V255L6 254V257H8V259H7L6 257H4V259H3V256H2V258L0 259V260H2V262H0V263H2V264H6L7 262L10 263L11 261H7L6 263L4 262V261H6V260H9V257H10V258H12V257L14 258V259H13V258L11 259V260H12V263H13V262L15 263V262L17 261L18 264L20 263V261L23 262L24 260H29V259H31L34 255H33V252H32L33 250H31L32 253L29 251V250L31 249V247H29V245H30L31 243L33 244V242H34V244H37L38 247H39V248H37V246L35 245L36 247H34V252H36L35 254H40V253H41V255H42V253H43L42 259L44 258V253H46L45 256H47V255L50 256L49 253H48V252L50 251V252H51V253H50L51 256L54 257V255L57 254V253H55V252H59V253H60L59 250H61V252H62V250H63V253L65 254V255H64V258H66L67 256H68V257H67V259H63V258H61V257H63V256H61V253H60V255L58 254V256H60L59 258H61V259H59L58 257H57V258H58V259H57V258L55 257L54 259H56V261L59 260L57 263L55 262L56 264H63V263H64V264H75V262H77V261L80 262V260H78V259H79V258H78L79 255L81 256V257H80L81 261H82V259H84V258H85L86 260H88V258H89V260H90V257L94 256V258L92 257L93 259L91 258V259H92V260H91L92 263H96V262H98V263H105V262H106V263L109 264V263H111L116 257H118V256L120 255V253H118V252H119V249H120V247H121V246H120L121 241H122L121 238L126 234V226L130 223L131 217L134 216V214L136 213L137 210L139 211L140 208H144V207H147V209H149V210L146 212L147 215L145 214L144 221L142 220V222H143L142 225H141L140 227L136 228V233L129 235V238H131V239H130V242H129V244H128V247H129V248H128V256H125L124 259H123V263H119V264H161L160 261H159V259H161V257H162V261H165V262L167 261V262H169L168 260L172 258V251H173V249H176V248L181 249V248H182L181 243H179V244H178V242L176 243V241H177V239H178L177 236H176V233L179 231V230H177V227H180V226H177V225H178L179 223H180L179 225H181V224H183L184 222H185V223H184L183 225L188 224L190 218H191L190 223H192V225H193L195 222L198 223L199 225H202V232H201V233H203V234H207V232L209 233L210 229H208V226H209V228H210L212 225H214V227H215V228L213 227L214 235H215L217 238L221 239L220 241H222V242L228 240L229 238H231L232 236H234V235H236V234H240V232H242V231H244V230L247 231V230H248V227H249V230H253V229H255V228H258V227L261 225V222H262L261 219H262V217H263V213L261 212V208H262V207H260L259 204H257V201H258V200H257V199H253V197H254L253 195H250V196H243V197L241 198V200H239L237 203H235V204H233V205H229L228 207H226V208L223 210V215H221L222 209H223V207H224L226 201H228V200H226V199H227V194H226V193H228V191H227V190H224L223 192H226V193H225V196H223V197H218V198H220L221 200L224 199V198L226 197L222 202H219V201H221V200H219V199H215V198H214V200L212 199V201H211L210 197L212 198V196H210V193H212L213 190L210 191L211 186L208 187V189H203V186H202V185H201V186H202V190L200 189V187H199V181H200V179H201L200 173L202 172L203 168L200 169V166H199V165H200L201 163H200V162H196V163H194ZM220 162H221V161H220ZM220 162H219L217 159H215V158H213V159L209 158V163H208V164H209L210 168L213 170V172H217V173L224 172V171H223V170H224L223 166L226 167V165L228 164L229 161H228V162L225 161V162H221V163H220ZM7 163H8V164H7ZM11 163H12V162H11ZM16 163H17V162H16ZM6 164H7V165H6ZM176 165H175V166H176ZM192 165H193V166H192ZM191 166H192V167H191ZM238 166H240V165H238ZM157 167H158V164L156 165V168H157ZM168 167H167V168H168ZM6 169H7V171H6ZM199 169H200V170H199ZM204 169H205V168H204ZM206 170H210V169H209V168H206ZM206 170H205V171H206ZM163 171H164V170H163ZM165 171H166V170H165ZM205 171H204V172H205ZM208 172H209V171H208ZM193 173H194V174H193ZM166 175H168V176L166 177ZM195 175H196L197 177H196ZM226 175H227V174H226ZM226 175H225V176H226ZM198 177H199V179H198ZM263 177H264V173H262L261 178H263ZM196 178H197V180H196L197 182H195V179H196ZM184 180H188L187 184H184ZM8 181H9V180H8ZM156 181H157V182H156ZM258 181H262V180L260 179V180H258ZM9 182H10V181H9ZM153 184H152V185H153ZM160 184H161V185H160ZM196 184H197V185H196ZM13 185L15 186V188H14ZM156 185H160V187H157ZM7 186H8V188H9V187H13V188H9V190H12V189H13L11 195H9V194L11 193V191H10V193H9L8 188H7V191L5 190ZM155 186H156L157 188H156ZM163 186H165V187H163ZM195 186L199 187V192H197V193H199V194L196 193V191H198V190H195V189H196V188H194ZM161 187H162V188H161ZM184 187H186V188H185L186 190H185V189L183 190ZM191 187H192V188H191ZM2 188H4V191H3ZM161 189H162V190H161ZM164 189H165V190H164ZM173 189H174L175 191H173ZM179 189H181L182 191L179 190ZM187 189H188V191H187ZM190 189H191V191H189ZM192 189H193V190H192ZM17 190H18V189H17ZM18 191H19V190H18ZM18 191H17L13 196H15V195L18 193ZM167 191H168V192L170 191L171 193H173L172 197H173V196H174V197H173V198L170 197V196H171L170 193H168V195H167ZM177 191H178V192H177ZM183 191H184V192H183ZM5 192H7L8 195H6V194H2V193H5ZM13 192H14V193H13ZM160 192H161L162 194L165 192L166 194L164 193V195H167V196L169 197V199H167V200H166V199L162 200V197H164V195H163V196H162L161 194L158 195V196H162L161 198L158 197L157 195H155V194H159ZM175 192H177V193H175ZM179 192H180V193H179ZM190 192H191V193H190ZM194 192H195V193H194ZM202 192H203V194H202ZM208 192H209V194H207V196H206L205 194L208 193ZM174 193H175V194H174ZM178 193H179V194H178ZM188 193H189V195H187ZM200 193H201V194H200ZM18 194H19V193H18ZM177 194H178L179 196H178ZM183 194H184V195H183ZM213 194H214V193H213ZM213 194H212V195H213ZM222 194H223V193H222ZM222 194H221V195H222ZM228 194H229V193H228ZM3 195H4V197H2ZM144 195H145V197H144ZM153 195H155V196H154L155 199H154ZM169 195H170V196H169ZM185 195H186V196H185ZM192 195H194V196H192ZM196 195H197V196H196ZM199 195H200V198L198 197ZM214 195H215V194H214ZM217 195L219 196L220 194H217ZM221 195H220V196H221ZM231 195H232V194L228 195L229 198H235V196H231ZM259 195H260V196L263 195V197H264V191H262ZM89 196H91V195H89ZM177 196H178V197H177ZM180 196H182V197H180ZM183 196H185V197L183 198ZM189 196H190V198H189ZM120 197H122V196H120ZM126 197H128V198H126ZM132 197H133V198H132ZM197 197H198L199 200H197ZM213 197H216V198H217V196H213ZM90 198H91V197H90ZM170 198H172V199H170ZM181 198H183V200H182ZM201 198H202V199H201ZM255 198H257V196H256ZM86 199L89 200L88 198H86ZM174 199H175V200H174ZM184 199H185V200H184ZM209 199H210V200H209ZM94 200H96V199H94ZM151 200H152V201H151ZM161 200H162V201H161ZM181 200H182L184 203H188V202H186V201L189 200L188 205H187V204H184V203H183V204H180V203H182ZM5 201H6V200H5ZM90 201H91V199H90ZM122 201H123V202H122ZM171 201H172V204H171ZM174 201H176V202H174ZM191 201H192V202H191ZM197 201H199V203H197ZM215 201H216L217 203H216V204H215V203L212 204V202H215ZM229 201H231V200H229ZM84 202L86 203L87 201H84ZM93 202H94V203H93ZM140 202H141V203H140ZM166 202H167V203H166ZM173 202H174V204H173ZM177 202H178V204H180V206L182 207V208H181L180 206L178 207V209L181 208V211H180V210L178 211V209L176 208V207H177ZM218 202H219V203H218ZM263 202H264V201H263ZM2 203H4V204H2ZM109 203H110V202H109ZM131 203H132V204H131ZM162 203H165V204H164L165 207L163 206ZM169 203H170V204H169ZM253 203H254V204H253ZM13 204H14V205H13ZM13 204H12L13 206H18V205L15 204V203H13ZM28 204H29V203H28ZM114 204H115V205H114ZM121 204H122V205H121ZM128 204H129V205H128ZM136 204H138V205H136ZM140 204H141V205H140ZM148 204H151L152 206H151V205L147 206ZM159 204H160V205H159ZM175 204H176V205H175ZM198 204H199V205H198ZM206 204H208V205H206ZM214 204H215V205H214ZM217 204H218V205H217ZM3 205H5V206L7 205V207H8V205H9L8 209H9L10 211H9L8 209H6L7 207H4ZM84 205L87 206V204H83V206H84ZM153 205H154V207H153ZM157 205H158V206H157ZM182 205H183V206H182ZM184 205H185V206H184ZM213 205H214V206H213ZM128 206H129V207H128ZM136 206H137V207H136ZM162 206H163L164 208H161ZM166 206H167V208L169 207L170 209H169V208L167 209ZM202 206H204V208H202ZM206 206H207V207H206ZM211 206H212V207H211ZM252 206H253V207H252ZM3 207H4V208H3ZM38 207H39V205L37 206V208H38ZM159 207H160V210H159ZM199 207H200V208H199ZM208 207H211V209L209 210ZM234 207H235V208H234ZM39 208H40V207H39ZM90 208H91V209H90ZM111 208H112V209H111ZM153 208H154V209H153ZM171 208H172V209H171ZM173 208H174V209L176 208L177 210L174 211ZM207 208H208V209H207ZM247 208H248L249 210H248ZM253 208H254V209H253ZM4 209H6V211H5ZM22 209H24V208H22ZM110 209H111V210H110ZM119 209H120V211H119ZM126 209H127V210H126ZM136 209H137V210H136ZM157 209H158V210H157ZM161 209H163V210H161ZM193 209H194V210H193ZM198 209H199V211H198ZM205 209H206V210H205ZM7 210H8V211H7ZM11 210H12V211H11ZM101 210H102V209H101ZM106 210H107V212H108V211H109V212L107 213ZM165 210H166V211H165ZM170 210H171V211H170ZM172 210H173L174 213H171ZM196 210H197L199 213L196 212ZM204 210H205L206 212H205ZM207 210H209L210 213H209V211H207ZM219 210H220V211H219ZM229 210H230L231 214H230V212L228 213V214H230V215H228L229 218L227 219L226 213H227ZM251 210H252L253 212H252ZM38 211H39V210H37V211L35 212L36 215H38V213H39V218H42V217H43V214H42V213H43L44 211H43V212H41L42 210H41L40 212H38ZM110 211H111V214H112V215L109 214ZM123 211H124V212H123ZM155 211H156V212H157V211H160V212H157V213H156ZM192 211H194V213H192ZM249 211H250V212H249ZM257 211H258V212H257ZM259 211H260V213H261L262 215L259 213ZM4 212H5V213H4ZM10 212H11V214H10ZM37 212H38V213H37ZM103 212H105L106 214L103 213ZM119 212H120V213H119ZM151 212H152V213H151ZM254 212H255V213H254ZM1 213L4 214V215H2ZM7 213L10 215V217H9V215H8ZM14 213L17 214V216H18L17 218H18V219H16V217H15L16 215H14ZM124 213H125V214H124ZM163 213H164V215H163ZM196 213H197L198 215H197ZM202 213H203V214H202ZM204 213H205V214H204ZM206 213H207V214H206ZM248 213H249V214H248ZM252 213H253V215H254L255 217H254V216L252 217ZM44 214H45V212H44ZM84 214H85V213H84ZM116 214H117V215H116ZM170 214H171V215H170ZM192 214H194V215H192ZM209 214H210V216H209ZM232 214H235V217H234V215H232ZM256 214H257V215L259 214V216H257ZM6 215H7V216H6ZM26 215H27V216H26ZM41 215H42V216H41ZM45 215H47V214H45ZM82 215H83V217H81ZM90 215H92V217L90 218V221H89V218H88V217H90ZM124 215H125V216H124ZM130 215H131V216H130ZM149 215H150V216H149ZM152 215H153V216H152ZM161 215H162V216H161ZM203 215H204L205 218H207L208 216H209V218H208L207 220L202 219V218H204ZM231 215H232V216H231ZM238 215H239V217H238ZM4 216H5V217H4ZM21 216L24 217V218L22 219ZM78 216H79V217H78ZM192 216H195V218H196L197 216L201 217V218H200L201 221L199 220V218H198V219L196 218L197 220H195V218L192 217ZM206 216H207V217H206ZM244 216H245V217H244ZM249 216H250V217H249ZM260 216H261V217H260ZM7 217H8V218H7ZM11 217H12V218H11ZM13 217H14L17 221L12 220V219H14ZM80 217H81V218H80ZM156 217H158V218H156ZM183 217H184V218H183ZM221 217H224V219H222ZM243 217H244V218H243ZM257 217H258V218H257ZM33 218H34L35 220H37L36 217H35V215H34ZM37 218H38V217H37ZM39 218H38V219H39ZM94 218H95V217H94ZM114 218H115V220H114ZM117 218H118V219H117ZM122 218H123V219H122ZM152 218H153V219H152ZM214 218H215V219H214ZM237 218H238V219H237ZM239 218H240V219L243 218L242 220H244V221H245V219H246L245 223H246V222H247V223H246L245 225L242 224V222H241L242 220H239ZM247 218H248V219H247ZM250 218H251L252 220H253V219L255 220L254 222L252 221L253 224H251L252 222H250V221H251ZM6 219H7V221H6ZM9 219H10L11 221H10ZM20 219H21V221L18 222V220H20ZM74 219H75V217H74ZM116 219H117L118 221H117ZM192 219L195 220V222H194ZM249 219H250V221H249ZM259 219H260V220H259ZM87 220H88L89 223L87 222ZM93 220H94V219H93ZM99 220H100V219H99ZM217 220H218V222H217ZM256 220H258V222H257ZM63 221H64V219H63ZM80 221H79V223H80ZM120 221H121V222H120ZM204 221H205V222H204ZM207 221H208V222H207ZM244 221H243V223H244ZM259 221H260V222H259ZM8 222H9V223H8ZM17 222H18V226H19V227H17ZM23 222L26 223V225L29 224V223H27L26 221H23ZM39 222H40L39 220L36 221L37 225H38ZM68 222H69V221H68ZM77 222H78V221H77ZM206 222L208 223V225L206 224ZM6 223H7V224H6ZM63 223H64V222H63ZM63 223H62V224H63ZM82 223H83V224H82ZM116 223H117V224H116ZM196 223H195V224H196ZM200 223H201V224H200ZM203 223H204L206 226H204ZM215 223H217V226H215V225H216ZM249 223H250V225H249ZM255 223H256V224H255ZM15 224H16V225H15ZM34 224H35V222H34ZM68 224H69V223H68ZM88 224H89V225H88ZM120 224H123V225H120ZM9 225H10V226H9ZM14 225H15V227H13ZM24 225H25V224H24ZM35 225H36V224H35ZM46 225H42V226H44V227H42V226H41V227H42V228H45ZM65 225H67V224H65ZM87 225H88V226H87ZM103 225H105V228H104V229H101V228L104 227ZM199 225H198V226L196 225V227L199 228ZM247 225H249V226H248V227H245V226H247ZM7 226H8V229H7V231H6ZM77 226H78V227H77ZM150 226H151V227H150ZM194 226H195V225H194ZM250 226H251V228H252L253 226H255V227L251 229ZM256 226H257V227H256ZM12 227H13V228H12ZM79 227H81V228H79ZM204 227H207L206 229L208 230V231L206 230V232H205V230H204L205 233L203 232V229H205ZM16 228H17V229H16ZM24 228H25V227H24ZM87 228H88V229H87ZM89 228H90V229H89ZM2 229H3V230H2ZM14 229L16 230V232H15ZM19 229H21V230H19ZM45 229H46V228H45ZM47 229H48V228H47ZM47 229H46V230H47ZM63 229H62V230H63ZM76 229H77V230H76ZM114 229H115V230H114ZM120 229H122V230H120ZM148 229H149V230H148ZM152 229H153V230H152ZM241 229H242V231H241ZM243 229H244V230H243ZM11 230H12V231H11ZM40 230H41V231H40ZM40 230H39V231H40L39 233H41V232L43 231L42 234H44V232L46 231V230H45V231L42 230L41 228H40ZM49 230H48V231H49ZM57 230H58V229H57ZM69 230H70V232H69ZM87 230H90V231L88 232ZM116 230H117V231H116ZM249 230H248V231H249ZM2 231H3V232H2ZM5 231H6V233H5ZM9 231H10V232H9ZM48 231L45 232L46 234H44V237H45V238H48V240H49V238H50V239H53V237L50 236V235L52 234L51 232L48 233V234H50V235L47 234ZM58 231H61V229H59ZM64 231H65V230H64ZM83 231H84V232H83ZM94 231H96V232H95L96 235L94 236L95 239H96L95 241L93 240L94 238H92L93 236L91 235V233H94ZM65 232H66V231H65ZM65 232H64V233H65ZM68 232L71 233V234H68ZM76 232H78V233H76ZM117 232H118V233H117ZM148 232H149V233H148ZM39 233H38V234H39ZM58 233H60V232H58ZM217 233H218V234H217ZM8 234H9V236H6V235H8ZM10 234H12V235H10ZM28 234H29V236H28ZM87 234H89V235H87ZM97 234H98L99 236H98ZM113 234H114V235H113ZM144 234H145V235H144ZM219 234H220V235H219ZM35 235H36V236H35ZM46 235L49 236V237H46ZM93 235H94V234H93ZM101 235H103V236H101ZM105 235H106V236H105ZM143 235H144V236H143ZM194 235H196V233H194ZM17 236H18V237H17ZM30 236H31L32 238H31ZM33 236H34V237H33ZM41 236H42V235H41ZM63 236H64V238H63ZM142 236H143V237H142ZM9 237H10V239H9ZM28 237H30V240H27ZM57 237H58V234H57ZM84 237H85V238H84ZM141 237H142V238H141ZM82 238H83V239H82ZM88 238H89V239H88ZM21 239H22L23 243H26V244L23 245ZM23 239H24V240H27V242H24ZM98 239H99V240H98ZM142 239H143V241H142ZM32 240H33V242H31ZM45 240H47V239H45ZM58 240H59V241H58ZM62 240H63V241H62ZM77 240L80 241V242H78ZM84 240H88V243L91 242V244H92L93 246H94V245H98V246H94L93 249H92L91 251H90V248H85V250H83V248H82V246H81L82 244H80V243L83 242L84 245H85ZM97 240H98V241H97ZM118 240H119V241H118ZM36 241H37V240H36ZM114 241H116V243H115ZM43 242L45 243L44 240H43ZM43 242H42V243H43ZM49 242H50V240H49ZM59 242H60V243H59ZM92 242H93V243H92ZM104 242H105V244H104ZM107 242H109V243H107ZM10 243H11V244H10ZM27 243H28V244H27ZM96 243H97V244H96ZM101 243H102V244H101ZM46 244H43V245L46 246ZM91 244L89 243L90 246H92ZM115 244H116V245H115ZM177 244H178V245H177ZM53 245H54V246H53ZM56 245H57V246H56ZM77 245H80V246H81V247H80L81 249L78 248L79 246L77 247ZM84 245H83V246H84ZM86 245L88 246V244H86ZM22 246L20 245L21 250H23V249H22ZM44 246H43V247H44ZM52 246H53V247H52ZM4 247H3V248H4ZM12 247H13V246H12ZM43 247H42V248H43ZM69 247H70L71 249H70ZM72 247H73V248H72ZM32 248H33V247H32ZM35 248H36V249H35ZM44 248H45V247H44ZM61 248H62V249H61ZM0 249H1V246H0ZM24 249H25L24 251L27 250V249H26V246H25ZM68 249H69L71 252H70ZM73 249H75V251H74ZM78 249L81 250V251H79ZM87 249H89V250H87ZM16 250H17L18 254H15V251H16ZM57 250H58V251H57ZM82 250H83V251H82ZM108 250H109V252H108ZM116 250H117V251H116ZM65 251H66V252H65ZM73 251H74V252H73ZM88 251H89V253H88ZM95 251H96L97 253H96ZM102 251H103V252H102ZM114 251H115V252H114ZM29 252H30L33 256H31V254H30ZM79 252H82V253H79ZM83 252H84V253H83ZM85 252H86V253H85ZM99 252H100L101 254H99ZM111 252H112V254H111ZM28 253H29V256H28V257H30V258L26 257V255H28ZM63 253H62V255H63ZM68 253H69V254H68ZM9 254H8V255H9ZM21 254H22V255H21ZM66 254H67V255H66ZM86 254H87V255L89 254L90 257L87 256ZM108 254H109V255H108ZM17 255H19V257H17ZM20 255L22 256V257H21L22 260H19ZM84 255H86L87 257L84 256ZM36 256H37V258L39 259V262H40L41 256H38V255H36ZM48 256H47V257H48ZM71 256L73 257V259H72ZM100 256H101V257H100ZM39 257H40V258H39ZM52 257H51V258H52ZM23 258H26V259H23ZM27 258H28V259H27ZM33 258H34V257H33ZM77 258H78V259H77ZM103 258H104V259H103ZM105 258H106V259H105ZM108 258H109V259H108ZM16 259H18V260H16ZM35 259H36V257L34 258V260H35ZM38 259H36V260H38ZM42 259H41V260H42ZM44 259L47 260V259H49V258H46V257H45ZM52 259H53V258H52ZM62 259H63V260H62ZM74 259H75V261L73 262ZM3 260H4V261H3ZM32 260H33V259H32ZM32 260H30L31 263H30V262H27L26 264H29V263H30V264H32V263L34 264L35 262H32ZM68 260H69V261H68ZM93 260H94V261H93ZM98 260H99V261H98ZM52 261H53V260H52ZM52 261L50 260V262H52ZM65 261H67V262H65ZM107 261H108V262H107ZM3 262H4V263H3ZM37 262H38V261H36V263H37ZM39 262H38L37 264H40ZM50 262H49V263H50ZM59 262H60V263H59ZM71 262H72V263H71ZM79 262H77V263H79ZM8 263H7V264H8ZM12 263H11V264H12ZM24 263H25V261H24ZM36 263H35V264H36ZM41 263H42V262H41ZM49 263L47 262V264H49ZM52 263H53V262H52ZM20 264H21V263H20ZM43 264H45L44 260H43ZM53 264H54V263H53Z\"/></svg>", "mask_w": 264, "mask_h": 264}]
</instances>
